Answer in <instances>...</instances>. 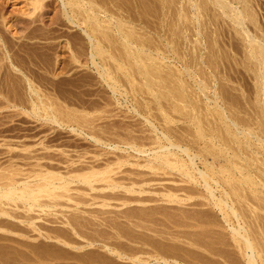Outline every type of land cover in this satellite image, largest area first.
Masks as SVG:
<instances>
[{
  "label": "rangeland",
  "instance_id": "obj_1",
  "mask_svg": "<svg viewBox=\"0 0 264 264\" xmlns=\"http://www.w3.org/2000/svg\"><path fill=\"white\" fill-rule=\"evenodd\" d=\"M32 1V2H31ZM66 1V0H65ZM69 2L71 1V0H68ZM76 1H79V0H74V1H71V3L74 5V10H73V8L71 7V6H69L68 4H69V2H68V6L69 7H71V8H69L68 6H66L67 8L66 9H68L69 11L67 12V11H64L65 9H64V5H63V2H62V0H45V2H44V0H42L41 2L44 4V6H41L39 9H38V11H36L35 13H34V15H33V17L31 16V15H28L27 13H31L32 11H33V0H0V32L2 31V33L0 34V61L2 62V64H1V62H0V73H2V75H0V77H1V79H0V85L1 84H3L2 86H0V89H1V92H0V95H1V93H2V95L0 96V129H2V131L0 132V164L1 165H4V166H6V165H8V164H10L11 162V160H13L11 157L13 156L14 158H16L15 160L17 161H15L17 164H19V166L21 167V168H23L24 170L27 168V169H29L31 166L30 165H28L27 164V162H28V160H22L20 157H22L23 155H27V154H29L28 152L29 151H25L24 150V152H23V147L24 146H26V145H24V144H27V145H32V147H31V149L32 150H36V149H39L42 145H39L38 143H40V141L41 142H46V143H48V145L50 144L51 146H53L52 147V152H51V150H50V152H51V154L52 155H54L56 158H62V159H64V157H67V159H69V158H73L74 156L75 157H77V158H75L74 157V159L75 160H81V159H83V162H84V164L86 163V161H87V163H91L92 161L91 160H93V159H95V160H93L94 162H96V167H98L97 165L99 164H101L100 166L101 167H103V165H102V163L104 164L107 160H115L118 156H117V154L119 153L120 154V156L123 154H127L126 152H122V150H116V149H113V148H111V147H108V146H105V145H101L100 143H97V142H95L92 138H91V136H90V133L92 132V130H96V128L98 127V129L100 128V127H107V126H109L108 128H106L108 131H109V133H107V135H105V136H107V137H109L110 135H112V132H110V129H113L115 132H116V128H118V130L117 131H119V129H120V133L121 132H126L125 131V129H127L126 128V126H128V127H132L131 129H129V130H131V131H135L136 133L135 134H141V136H143V135H146V137L147 136H149V135H151V137H153L155 134H158V135H160V136H162L163 137V131L165 132V131H167V132H165V133H167L168 134V132L169 131H172V132H170L169 133V135L171 136V138H172V140H173V142L175 143H178L179 142V144L181 145H184V146H186L187 147V145H188V147L190 148V150L192 151V149L193 148H195V149H193V151L192 152H197V149H201V151H202V148H203V150H204V148L206 149L207 147H208V140L206 139V138H204L203 140L201 139V135H199V132L197 131V127H196V125H194L193 123H192V119H194L193 117H195V115H196V113L199 111V113L202 111V113H200V114H202V115H199L200 117H201V119H203L204 117H203V115H206V113H207V111H206V108H203V104H201V100L203 101H205V96L203 95V92H200L201 90H199V87L197 86V82L195 81L197 78L196 77H194V79H193V77L190 75V74H187V72H185V70H183L182 72H183V74L181 73V69H183L182 68V66H183V64H185L186 62H187V60L186 59H188V62H190V60H192L191 62H194V63H196V61H197V63H196V65L198 66L197 67V69H196V67L194 68V67H192V68H194V70H196L198 73H199V71L201 72V74H199V78H201L200 76L201 75H203L202 76V78L203 77H205L206 79H204V81L206 82H208L209 81V83H211L210 84V86H215V84H216V86H217V83H221V85H222V83L224 84V85H222V87H221V85H218L217 86V89L219 90L220 89V91H222L225 95H228L229 93H230V96L228 95L227 97L228 98H226V96L225 95H223V97H224V101H227L228 102V104H227V106L230 104V102L231 101H233L234 103H236L235 105H234V103L233 102H231V103H233V109L231 108V105H230V107L229 108H231L232 109V111H234L235 112V106L236 105H239V106H236L237 108L236 109H239V110H236L237 112H238V116H245L246 114H245V112H247L248 110V114L247 115H249L250 117V119L252 118V117H256V120H259L260 118L259 117H257L258 116V114H256V111H261L260 113L262 114V110L260 109L261 107H260V105L259 106H257L258 104H257V100L258 99H256L257 97L260 99V98H262L261 97V93H260V88H259V86H258V78L256 79V77L255 76H257V74H256V72L258 71V66L257 65H253V63L254 64H256L255 63V60H254V58L252 59V55L251 56H249L250 55V51L249 50H252V48L253 49H255L256 47L254 46H252L251 47V43L249 42V38L250 37H252V38H258V39H260V42H262L263 44H264V0H238L237 2H236V0H223L224 2L226 1V3H228V2H230V4H231V6H233V7H235L236 5V7H239L241 10H247V14L249 13V15H250V17H249V15L247 16V18L246 19H248V20H245V22L246 23H244V27H242L241 29H240V26H237V24L234 22V21H232V18H230V17H228V16H226L225 14H223V10L222 9H220L219 7H217V5H216V3L214 2L213 3V1L214 0H132V1H134V2H132L131 0L129 1V0H127V1H125V0H118V2H121L123 5H121V3H118L116 0V2L115 1H113V0H92V1H94V2H92V4H93V6H94V4H95V6H96V4H97V6L99 7L100 5V7L99 8H101V12L100 11H98L99 10V8L98 9H96L97 8V6H96V8H94L95 10H97V12H96V14L98 13V18H100L101 20H102V18H104L105 19V21H106V19H109L110 18V14H111V17H112V13H113V17L112 18H110L111 20H112V22H118V21H121V20H124L125 21V24L127 23V25L129 26H125V28L128 30V31H131L132 32V30L134 31V30H136V31H134V32H137L136 34H137V37L139 38V36H140V38H139V41H140V43H142L143 44V42H145V40H146V43H147V45H146V43H144L143 45V47L145 48V47H147L146 49L149 51V52H151V51H153V53H154V55H152L153 57H154V61H153V63H154V65H155V63H157L155 60L157 59L158 60V58H156V55H157V57H161V56H163V57H161V58H163L162 60L160 59V61L158 62V64H156L158 67L157 68H160V67H162V68H165L166 70H168L167 71V73L170 75L171 73H169V71L170 70H172L171 69V67L170 66H172V68H173V71L174 70H176V73L177 74H179L180 75V77H181V75H182V77L183 78H185V76H186V80L184 81L185 83H186V85L184 84V83H182L183 82V80L182 79H179V75H178V79L176 78L177 77V74H175L173 71H172V75H174V78L173 77H170V76H172V75H170L169 76V80H172V78L174 79V81L175 82H177V81H180V80H182V81H180V83L181 84H184V85H181L179 82H177V83H179L181 86H186V88H183V87H181L182 88V90H183V92L186 90H188L189 88H190V86L191 87H193V89L191 88V93L192 94H194V98H195V96L197 97H199V100H197L198 99V97H197V99L195 98V100L196 101H194V98L192 97V99H191V96H193L190 92H189V90L187 91V92H189V93H185V94H187V96H188V99H189V95H190V101H192V103L193 102H195V103H197L196 105H198V101L200 102L199 103V105L198 106H200L199 108H202L204 111H205V113H203V110L202 109H199L198 108V106H197V108L199 109H192L193 107H192V105L191 104H189V103H191V102H183V101H181V102H183V103H181L180 101V103H179V105H176L177 106V108H176V110H177V112H176V110H173L174 112H172L171 113V115H170V112L172 111V109H174V108H172V107H170L169 105V102L168 101H164L165 99H164V97L162 98V96H161V100H163V101H161V103L162 102H164V103H162V105H160L161 103H159L158 105H155V103L157 102L156 100H154V97H151V96H153L152 94H151V96H150V93H148L147 91V87H145L144 85V78H143V75H141V74H139L138 72H132L131 70H130V72L132 73V74H134L133 75V77L132 78H135L136 76V74L138 73V75H139V77L141 78V79H143V81L141 80V82H143L142 84H144V85H142L141 86V83L139 82V86H137V82L135 83V79L137 78V80H138V77H136L134 80H133V82H134V84L133 83H131V84H129L130 83V81L128 80V79H131V78H127V80H126V78L123 76V74H125L124 72V70H122L123 71V73H119V69L117 68V67H119L118 66V63L121 61H125L126 59L128 60V58H126L125 60H120V59H122V57H120V53L121 52H123L124 54H126L125 52H128V50L127 49H125L124 51H123V47H122V45H120V42H118L117 41V38L118 39H121V37L119 38V36H117L118 34H117V32L115 31V29H116V26H113L112 24V26H111V29H114V30H112L113 32H115V33H113V32H111V29H109L108 30V32L111 34V35H113V36H116V37H114V38H112V42H113V44H112V46L114 47V45H115V47H114V49H112L113 51L114 50H116L118 47L120 48V50H118L119 51V54H118V52H117V50L116 51H114V52H117L115 55L117 56V58H118V61H116L115 63H113V61H115V60H113V61H111L110 63H113V66H114V64H117V67H116V69H115V67H114V69L115 70H117L116 72H117V74H116V76L118 77L119 75L118 74H120V76L122 77L123 76V78L125 79V82H124V85H123V88H121L123 91L125 90V88H126V86H125V84L127 85V90H125L126 91V94L124 95V96H122L121 94V96L119 95V93H116V94H114L113 93V91H111L108 87H107V85H106V83L105 82H103V84H104V88H106L105 90L103 89V87H102V85L103 84H101L102 83V79H100L99 78V76H98V72L96 71V69H95V67H91V69H89V67L87 68V66H84V63H86L87 62V58H85L86 59V61H85V59H82L81 61H83V62H81L79 65L77 64V63H75V62H72L71 63V60H72V58H70V56L72 57V54H73V52H72V50H77V49H84V51H86L87 50V47H85V46H87L86 45V42H87V37H85L84 36V34L85 33H83L84 31L83 30H81V27H79V26H74V24L73 23H71V22H69L68 21V14H70L69 16H71V17H73L75 14H77V13H82L83 15H85L86 16V14L88 13V12H83V9H85V11L88 9V7H91L92 8V5H90V3H89V5H88V3H86L87 1L85 0H83L84 1V3H86V4H83V1H82V3L81 4H79L78 5V3H76ZM101 1H103V2H101ZM106 1H108V2H106ZM141 1V2H140ZM193 1H194V3H193ZM47 2H49V3H47ZM51 2V3H50ZM75 2V3H74ZM97 2H99V4L97 3ZM112 2H114V3H112ZM124 2H125V4H124ZM137 2V3H136ZM139 2V3H138ZM195 2H196V7H194V8H192L191 7V5L192 6H194V4H195ZM66 3H67V1H66ZM70 3V4H71ZM102 3H105V4H102ZM106 3H107V5H106ZM113 4V6H112V4ZM118 3V4H117ZM130 3H132V4H130ZM143 3V4H142ZM192 3V4H191ZM71 4V5H72ZM77 4V5H76ZM127 4H129V6L127 5ZM198 4V5H197ZM200 4V5H199ZM234 4V5H233ZM46 5V6H45ZM72 5V6H73ZM80 5H83V6H80ZM84 5L86 6V7H84ZM117 5V6H116ZM120 5H121V7H120ZM138 5V6H137ZM141 5H143L142 7H141ZM76 6H79L80 7V9H82V11L81 10H79V8H76ZM88 6V7H87ZM103 6V7H102ZM105 6H107V7H105ZM110 6V7H109ZM112 6V7H111ZM135 6V7H134ZM198 6V7H197ZM246 6V7H245ZM43 7V8H42ZM82 7V8H81ZM105 7V8H104ZM120 7V8H119ZM125 7V8H124ZM129 9H128V8ZM138 7V8H137ZM235 7V8H236ZM44 9L43 11L42 10H40V9ZM109 8V9H108ZM119 8V9H118ZM122 8V9H121ZM127 8V9H126ZM135 8V9H134ZM141 8V9H140ZM142 8H144L143 10H142ZM243 8V9H242ZM246 8V9H245ZM72 9V11H70ZM76 9H78V10H76ZM111 9V10H110ZM114 9V10H113ZM116 9V10H115ZM121 9V10H120ZM41 12H40V11ZM62 10H63V13H62ZM108 10V11H107ZM113 10V11H112ZM126 10V11H125ZM131 10V11H130ZM133 10V11H132ZM138 12H137V11ZM142 10V13L140 12ZM195 10V11H194ZM74 11H75V13H74ZM79 11V12H78ZM81 11V12H80ZM104 11H107V12H105L104 13ZM144 11V12H143ZM26 12V13H25ZM61 13V14H59V17L60 18H63L62 20L57 16L56 18H53V17H55L56 15H58V13ZM65 12H67L66 14H65ZM71 12H72V14H74V15H72L71 14ZM77 12V13H76ZM91 12V11H90ZM110 12V13H109ZM115 12V13H114ZM116 12H120L119 14L117 13L116 14ZM131 12V13H130ZM135 12H136V14H135ZM38 13H39V15H38ZM57 13V14H56ZM101 13V14H100ZM139 13H141V14H139ZM144 13V14H143ZM105 14V15H104ZM128 14V15H127ZM132 14V15H131ZM196 14V15H195ZM40 15H41V17L43 18H41L40 17ZM62 15V16H61ZM64 15V16H63ZM67 17H66V16ZM79 15V14H78ZM78 15H76V18H77V16ZM81 16L82 18H84L85 16ZM88 15H89V13L87 14V16L85 17V18H87L88 17ZM123 15V16H122ZM138 17H136V16ZM185 15H186V17H185ZM194 15V16H193ZM215 15H216V17H215ZM218 15V16H217ZM251 15L253 16V18H255V20H253V18L251 17ZM254 15H255V17H254ZM80 16H78V19H76L75 18V20H83ZM101 16H103L102 18H101ZM105 16H107V17H105ZM119 16H121V17H119ZM143 16V18H141ZM196 16H197V18L199 17V21L198 20H196L197 18H196ZM5 17H7V19L5 18ZM38 17V18H37ZM39 17H40V19H39ZM75 17V16H74ZM132 17V18H131ZM30 18V19H29ZM34 18L36 19L37 18V20H34ZM59 18V19H58ZM115 18L117 19V20H115ZM122 18V19H121ZM124 18V19H123ZM141 18V19H140ZM190 18V19H189ZM192 18V19H191ZM196 18V19H195ZM250 18H252L251 20H249ZM31 19H33L32 20V22H28L27 20H31ZM39 19V20H38ZM54 19H56V20H54ZM120 19V20H119ZM144 19V20H143ZM5 20V21H4ZM7 20V21H6ZM41 20V21H40ZM60 20V21H59ZM137 20V21H136ZM141 20V21H140ZM143 20V21H142ZM3 21V22H2ZM56 21V22H55ZM62 21H63V23H64V21H65V23L63 24L62 23ZM103 22H104V20H102ZM123 21V22H124ZM181 21V22H180ZM184 21V22H183ZM198 21V22H197ZM249 21V22H248ZM254 21V22H253ZM6 22V23H5ZM26 22H28L27 24H26ZM37 22V23H36ZM61 22V23H60ZM130 22H132V23H130ZM170 22H171V24H170ZM250 22H253V23H250ZM2 23V24H1ZM5 23V24H4ZM32 23H33V25H32ZM35 23V24H34ZM57 23V24H56ZM175 23L177 24V26L175 25ZM180 23H181V25H180ZM186 23V24H185ZM10 24V25H9ZM43 26H46V27H39V26H41V25ZM55 24V25H54ZM63 24V25H62ZM96 23H94V26H91V25H86V24H83V26H84V28H86L87 27V29H92V27H95L96 25H95ZM103 24H105V23H103ZM134 26H132V25ZM23 25V26H22ZM27 25H28V27H27ZM32 25V26H31ZM36 25V26H35ZM51 25V26H50ZM86 25V26H85ZM92 25H93V23H92ZM107 25H109V27H110V24L109 23H107V24H105V25H103V26H107ZM143 26V28H142V26ZM158 25V26H157ZM170 25V26H169ZM30 26L32 27V29L33 28H35L34 30H31L30 29ZM74 26V27H73ZM82 26V27H83ZM91 26V27H90ZM152 26V27H151ZM156 26H157V28H156ZM166 26V27H165ZM171 26H173V28H171ZM186 26V27H185ZM7 27V28H6ZM14 27V28H13ZM24 27V28H23ZM41 29V32H40V30H38L39 28ZM50 27H51V29H50ZM98 26H96V28H97ZM132 29H131V28ZM153 28V29H151V28ZM160 27V28H159ZM162 27V28H161ZM179 27H180V29H179ZM9 28V29H8ZM99 28V27H98ZM124 28V31H126V29ZM138 28V29H137ZM140 28V29H139ZM170 28V29H169ZM181 28H183L182 30H181ZM188 28V29H187ZM243 28H245V29H243ZM16 29V30H15ZM27 29H29V30H27ZM37 29V30H36ZM44 29V30H43ZM90 29V32L93 30H91ZM158 31H157V30ZM186 29V30H185ZM243 29V30H242ZM246 29H248V32H250V34L251 35H249V33L247 32V30ZM8 30L10 31V30H12V31H10V32H8ZM15 30V31H14ZM51 30L53 31V32H51ZM99 30V29H98ZM102 30V29H101ZM104 30V29H103ZM106 30V29H105ZM104 30V31H105ZM140 30L143 34H141L140 33V31L138 32V31ZM184 30V31H183ZM240 32H239V31ZM246 30V32H244ZM30 31V33H28ZM42 31H44V32H42ZM49 32V33H47V32ZM79 31V33L81 34V33H83V34H81V35H83V37H85V38H83V37H81V35L79 34V33H77ZM83 31V32H82ZM97 31V30H96ZM107 31V30H106ZM127 31V32H128ZM173 31H176V32H173ZM180 31V32H179ZM181 31H183V32H181ZM39 33V34H36L35 35V33ZM61 32H65L64 34L62 33V35H60L61 34ZM98 32V31H97ZM97 32H95V34L97 33ZM133 32V33H134ZM156 32V33H155ZM171 32V33H170ZM177 32H178V34H177ZM185 32H187V33H185ZM196 32V33H195ZM10 33V34H9ZM27 33V34H26ZM32 33V34H31ZM54 33V34H53ZM60 33V34H59ZM66 33H68V34H66ZM76 33L77 34H79L78 36H79V38H78V36L76 35ZM92 33H93V31H92ZM158 33V34H157ZM175 33V34H174ZM181 33H182V35H181ZM246 33H248L247 35H249L248 37H247V35H246ZM5 34L7 35V36H5ZM14 34V35H13ZM31 36H30V35ZM47 34H49V35H47ZM53 34V35H52ZM66 34V36H64ZM71 34H73L72 36H73V38L70 36ZM115 34V35H114ZM117 34V35H116ZM135 34V35H136ZM173 34H174V36H173ZM176 34H177V39H175L176 38ZM181 36H180V35ZM186 34V35H185ZM15 35H16V37H15ZM24 35V36H23ZM29 35V36H28ZM32 35H34V36H32ZM50 35H52V36H50ZM57 35V36H56ZM59 35V36H58ZM97 36H99L98 38H100V37H102L101 35L102 34H100V32H98L97 34H96ZM142 35V36H141ZM189 35V36H188ZM253 35V36H252ZM255 35V36H254ZM5 38H4V37ZM10 38H9V37ZM12 36V37H11ZM37 36H38V38H37ZM43 36V38H41ZM49 36V37H48ZM55 36V37H54ZM68 36V37H67ZM144 36V37H143ZM145 36H147V37H145ZM187 36H188V38H187ZM34 37V38H33ZM45 37H46V39H45ZM51 37V38H50ZM57 37V38H56ZM59 37V38H58ZM65 37V38H64ZM70 37V38H69ZM76 37V39H74ZM151 37H153V38H151ZM2 38V39H1ZM8 38V39H7ZM27 38V39H26ZM31 38V39H30ZM33 38V39H32ZM85 39V41H83V39ZM116 38V39H115ZM135 38H136V36H135ZM138 38H136V39H138ZM150 40H148V39ZM4 39V40H3ZM13 39V41H10V40H12ZM29 39V40H28ZM55 39V40H54ZM59 39V40H58ZM65 39V40H64ZM66 39H68V40H66ZM71 39H73V40H71ZM114 39H115V42H114ZM143 39V40H142ZM154 39V40H153ZM175 39V40H174ZM180 39V40H179ZM258 39L256 40V41H258ZM7 40V41H6ZM49 41V43H48V41ZM56 40L58 41V43L59 44H57V42H56ZM77 42H76V41ZM80 40L82 41V42H80ZM142 40V41H141ZM153 40V41H152ZM165 40V41H164ZM168 40V41H167ZM172 41V45H171V42L170 41ZM174 40V41H173ZM183 42H182V41ZM185 40H187V42L185 41ZM188 40H190V41H188ZM2 41H6V43L4 44ZM14 41H16V42H14ZM21 41V42H20ZM26 43H25V42ZM54 41V42H53ZM60 41V42H59ZM66 41V42H65ZM69 41H70V43H69ZM72 41V42H71ZM73 41H75V42H73ZM117 41V42H116ZM120 41V40H119ZM149 41V42H148ZM3 44H2V43ZM29 44H28V43ZM42 43V45H41V43ZM78 42L80 43L79 45H78ZM157 42V43H156ZM167 42L168 43H170V45L169 44H167ZM175 42V43H174ZM176 42H180V44H178V43H176ZM12 43H13V45H12ZM23 43V44H22ZM45 43H47V44H45ZM62 43H64V44H62ZM72 43H74V44H72ZM76 43V44H75ZM103 43H104V40H103ZM107 43H109V42H105L104 44H107ZM115 43V44H114ZM138 43V42H137ZM151 43V44H150ZM161 43V44H160ZM164 43V44H163ZM187 43V44H186ZM204 43V44H203ZM10 44V45H9ZM20 44V45H19ZM53 44V45H52ZM54 44H56V45H54ZM60 44H61V46H60ZM70 44V45H69ZM109 44H111V43H109ZM109 44H107V46L109 45ZM122 44V43H121ZM148 44H150V47L148 46ZM152 44H154V45H152ZM175 44H177V45H179V46H177V45H175ZM183 44V45H182ZM187 46H186V45ZM3 45V46H2ZM5 45H7V47H8V49L6 48V46ZM22 45V46H21ZM29 45V46H28ZM73 45H74V47H73ZM76 45V46H75ZM85 45V46H84ZM89 45V44H88ZM120 45V46H119ZM135 45H137L136 43H135ZM134 45V46H135ZM169 45V46H168ZM10 46L12 47V48H10ZM21 46V47H20ZM25 48H24V47ZM28 46V47H27ZM40 46V47H39ZM47 46V47H46ZM49 46H50V48H49ZM63 46V47H62ZM65 46V47H64ZM67 46H72L71 47V49H69V47H67ZM133 46V47H134ZM152 46V47H151ZM156 46H158V47H160L159 49H156V51H155V49L154 48H157ZM167 46H168V48H167ZM172 46H175V47H177V48H174V47H172ZM250 46V47H249ZM14 47V48H13ZM16 47V48H15ZM18 47V48H17ZM19 47L21 48L20 50H19ZM27 47V48H26ZM45 49H44V48ZM52 47V48H51ZM78 47V48H77ZM81 47V48H80ZM85 47V48H84ZM112 47V48H113ZM174 48V49H169V48ZM200 48V49H198V48ZM5 48V49H4ZM30 48V49H29ZM32 48V49H31ZM36 48H38V50H36ZM43 48V50H41ZM63 48H65V49H68L67 51H65V49H63ZM116 48V49H115ZM118 48V49H119ZM135 48V47H134ZM149 48V49H148ZM162 48V49H161ZM187 48V49H186ZM196 48L198 49V50H196ZM203 48V49H202ZM250 48V49H249ZM22 49H23V51H22ZM28 49H29V51H28ZM49 49V51L51 52H48L47 50ZM53 49H55L54 50V52H57V54L59 55V54H62L63 56H61V58H60V55L58 56L57 55V57H58V59H57V57H56V59H55V56H56V53H54V52H52L53 51ZM59 49H61V50H59ZM150 49H151V51H150ZM170 50V51H167V50ZM180 50L179 51V53L177 52V50ZM189 49V50H188ZM192 49H194V50H192ZM4 50V51H3ZM14 50H16L17 52H15ZM27 51V52H24V51ZM45 50V52L44 53H50L51 55H53L52 53H54V56L53 57H51V59L50 60H48V58H46V57H42V56H44L41 52L42 51H44ZM64 50V51H63ZM71 50V53L69 52ZM130 50V49H129ZM159 50V51H158ZM171 50H172V52H171ZM184 50V51H183ZM203 50V51H202ZM11 51V52H10ZM33 51L36 53V51H38V53H33ZM131 51V50H130ZM178 53V54H180V55H176V53ZM183 51V52H182ZM191 51H192V53H191ZM196 51V52H195ZM202 51V52H201ZM255 52L257 51V52H259L257 49L256 50H254ZM3 52V53H2ZM7 52H9V53H7ZM61 52V53H60ZM157 52H159V53H157ZM164 52V53H163ZM171 52V53H170ZM183 53V55H181L182 53ZM186 52V53H185ZM248 52H249V54H248ZM13 53H14V55H13ZM19 55H18V54ZM21 53V54H20ZM23 53V54H22ZM28 53V54H27ZM32 53V54H31ZM39 53H40V56H41V58H38V56L37 55H39ZM46 53V55L48 56L49 54H47ZM68 53V54H67ZM71 55H70V54ZM152 53V52H151ZM157 53V54H156ZM167 53V54H166ZM174 53V54H173ZM192 55V59L190 58L191 56L189 55ZM193 53L194 54H196L195 55V57H194V55H193ZM198 53V54H197ZM208 53V54H207ZM6 54V55H5ZM17 56H16V55ZM30 54V55H29ZM65 54V55H64ZM161 54V55H160ZM164 54H165V56H164ZM169 54V55H168ZM201 54V55H200ZM210 54V55H209ZM256 54V53H255ZM11 55V56H10ZM24 55H25V57H24ZM29 55V56H28ZM68 57H67V56ZM119 55V56H118ZM160 55V56H159ZM189 55V56H188ZM200 55V56H199ZM4 56V57H3ZM23 56V57H22ZM26 56H28V57H26ZM39 56V57H40ZM50 56V55H49ZM48 56V57H49ZM65 56V57H64ZM170 56V57H169ZM177 56L179 57L180 56V58H181V56L182 57H184V59L186 60H184V59H182V60H184V61H182L183 63L181 64L180 62V58H177ZM198 56V57H197ZM210 56V57H209ZM247 56V57H246ZM13 57V58H12ZM35 57V58H34ZM165 57L167 58V59H165ZM174 59H173V58ZM199 57H204L203 59L202 58H200L199 59ZM209 57V58H208ZM211 57H212V59L213 60H211ZM248 57H249V59H248ZM5 58V59H4ZM9 58V59H8ZM21 58V59H20ZM22 58H24V59H22ZM26 58H29L30 60H32V62L29 60V59H26ZM34 60H33V59ZM37 58V59H36ZM42 58H46V60H48V61H46V62H43V59ZM50 58V57H49ZM64 58L66 59V60H64ZM68 58V59H67ZM82 58H84V56L82 57ZM171 58V59H170ZM189 58H190V60H189ZM247 58V59H246ZM4 59V60H3ZM35 59L37 60V62L35 61ZM41 59H42V62H41ZM56 61H55V60ZM59 59H61V60H59ZM66 62H64L63 60ZM101 59V58H100ZM165 59V60H164ZM176 59V60H175ZM199 60V64H198V60ZM12 60V61H11ZM16 60V61H15ZM24 60V61H23ZM52 60V63H53V60H54V63H53V65L55 66V68L56 69H58L60 66H62V67H65L66 69H64V68H61L60 67V69H58V71L54 68H52L50 65H49V62ZM67 60L68 61H70V63H69V65L71 64V68L69 67V65L67 64L68 62H67ZM126 60V61H127ZM132 60V59H131ZM201 60L203 61V60H205V61H203V62H205V63H203V62H201ZM254 60V61H253ZM3 61H5V62H3ZM18 61V62H17ZM35 61V62H34ZM39 61H40V63H39ZM59 61V62H58ZM101 61V60H100ZM151 61V60H150ZM152 61L151 62H149L148 61V64L149 63H152ZM162 61V62H161ZM165 61V62H164ZM250 61H252V62H250ZM12 62H14V64H12ZM21 64H20V63ZM28 62V63H27ZM56 62H58L57 64H56ZM63 62H64V65H63ZM128 62H130V63H132V64H134L135 66H136V61H134V60H132V62L131 61H129L128 60ZM135 62V63H134ZM165 63V64H162V63ZM166 62H167V66H166ZM178 62V63H177ZM209 62V63H208ZM213 64H212V63ZM9 63H11V64H9ZM35 63V64H34ZM41 63H43V64H41ZM75 65H74V64ZM130 63H128V64H130ZM200 63H203V64H200ZM210 63L212 64L211 66H210ZM28 64H30V66L28 65ZM62 64V65H61ZM65 64H67L66 66H65ZM73 64V65H72ZM82 64H83V66H82ZM131 64V65H132ZM161 64H162V66H161ZM168 64H170V65H168ZM172 64V65H171ZM191 64H193V63H191ZM209 66H208V65ZM8 65V67L6 68V66ZM12 65V66H11ZM14 65H17L18 67H19V65H21L23 68H24V66L23 65H28V66H26V69H28L29 67V76H30V78H34V80H32V81H36L35 82V85L37 86L38 84V88L40 89V87H42V90L43 89H45L44 91H41V94H42V97H44V95L47 93L49 96H47V98H46V95H45V99H44V101H45V103L46 104H49V105H52L53 103H55V101L57 100L56 99V96H57V98H58V100H57V102H56V104H53L54 106L52 107V108H50V109H47V110H50V111H52V110H54L55 108L58 110V112H60V111H62V108L64 109V106H65V110L68 108V106L70 107V108H75V109H77L78 110V107L81 105L82 106V108L83 109H87L86 107H89L87 110H92V108H90V107H92V105H90V104H93V103H89L88 104V102L90 101L91 102V100H92V102H93V100L95 101L98 97H99V101H100V103L96 100L94 103H99V105H98V107H97V104H96V108H95V104H93V110L91 111V112H94L95 110V114L97 115H95L94 113H90L91 115V118L90 119H92V115L94 114V123L95 124H97L96 126L97 127H95L94 129L93 128H90V127H87V129H88V131L90 132V133H88L87 131L85 132H82V133H80L79 131H72L70 128H66V127H60L58 124H55V123H51V122H48V121H45L43 118H40L39 117V115H35V116H29V117H27L26 116V114H21V111H23L22 110V106H21V108H20V106L18 107V109L16 108V107H10V108H8L7 106L5 107V104H3V103H1V102H3V101H1V98H3L2 96H3V93L4 94H6V93H10L11 95H14V93H15V91H16V93L15 94H18V91L20 92L19 93V95L21 94V91H22V93H23V90H24V87H20L19 85V82L21 81V79H22V77H21V75L20 74H22V73H20V71L18 72V70H16V67L14 66ZM37 65V66H36ZM48 65L50 66V67H48ZM151 66L153 65V64H150ZM155 65V66H156ZM159 65H160V67H159ZM163 65H165V67H163ZM176 65V66H175ZM181 65V66H180ZM194 65V64H193ZM202 65V66H201ZM215 65V66H214ZM46 66H47V68H46ZM53 66V67H54ZM113 66H112V68H113ZM169 66V67H168ZM185 66H186V64H185ZM195 66V65H194ZM214 66V67H213ZM255 66V67H254ZM11 67V68H10ZM13 67V68H12ZM42 67V68H41ZM68 67V68H67ZM86 67V68H85ZM132 67V66H131ZM134 67V66H133ZM154 67V66H153ZM174 67H176V68H174ZM178 67V68H177ZM199 67H205V69L204 68H202V71L199 69ZM209 67V68H208ZM217 67V68H216ZM5 68V70H3ZM32 68V69H31ZM47 70H46V69ZM52 68V69H51ZM72 68H73V70H72ZM75 68V69H74ZM81 70H80V69ZM85 68V69H84ZM168 68V69H167ZM212 68V69H211ZM253 68H254V70H253ZM7 69H9V71H7ZM16 70V71H14V70ZM30 69H31V71H30ZM50 69V70H49ZM83 69V70H82ZM93 69L95 70L94 72H93ZM132 69V68H131ZM134 69H136V67H134L133 68V70ZM177 69H178V71H177ZM216 69V70H215ZM218 69V70H217ZM2 70V71H1ZM40 70V71H39ZM43 70H45V71H47V73H49V74H46V76L47 77H45V74H44V76L42 75L43 73H46V72H43ZM54 70V71H53ZM86 70H90V72L88 71H86ZM159 70H162V69H159ZM166 70H164V73L162 72V74H163V76H164V74L166 73ZM204 70H206V72L204 71ZM209 70V71H208ZM212 70H214V71H212ZM5 71V72H4ZM6 71H7V73H6ZM10 71H12V72H10ZM32 71H34V72H32ZM82 71V72H81ZM84 71V72H83ZM86 71V72H85ZM122 71H120V72H122ZM140 71V70H139ZM211 71V72H210ZM222 71V72H221ZM14 72V73H13ZM16 72V73H15ZM32 72V73H31ZM39 72V73H38ZM40 72H43V73H41L40 74ZM51 72V73H50ZM53 72V73H52ZM56 72L58 73V75H56ZM171 72V71H170ZM208 73V76L206 77V74L205 73ZM218 72V73H217ZM6 73V74H5ZM13 73V75H11ZM19 73V74H18ZM55 73V74H54ZM73 73H75V74H73ZM78 75H77V74ZM82 73V74H81ZM89 73V74H88ZM95 73H97V74H95ZM174 73V74H173ZM185 73V74H184ZM205 75H204V74ZM213 73V74H212ZM218 75H216V74ZM255 73V74H254ZM4 74V75H3ZM18 74V75H17ZM31 74V75H30ZM38 74H40L41 76H42V78H41V76L39 77L38 76ZM51 74H52V76H51ZM63 76H62V75ZM72 74V75H71ZM84 74V75H83ZM92 74V75H91ZM95 74V75H94ZM122 74V75H121ZM187 74V75H186ZM210 74H212V76H210ZM221 74V75H220ZM7 77H6V76ZM11 75V76H10ZM20 75V77H21V79H19L17 76H19ZM33 75H35L34 77H32ZM64 75H65V77H66V79L64 78ZM71 75V76H70ZM81 75H83L82 76V80L80 79L81 78ZM89 75V76H88ZM98 76V78H96L97 76ZM175 75H176V77H175ZM189 75V76H188ZM215 75L218 77H215ZM255 75V76H254ZM12 76H14V77H12ZM23 76V75H22ZM38 76V77H37ZM48 76L50 77V78H48ZM63 77V78H61V77ZM90 76H93V77H90ZM94 76H96V77H94ZM188 76V77H187ZM191 76V78L189 79V77ZM198 76V75H197ZM215 77V79L214 80H212L213 78L212 77ZM220 76V77H219ZM47 78V79H45V78ZM52 77H54V79L52 78ZM57 77H58V79H57ZM60 77V78H59ZM87 77V78H86ZM121 77H118L120 80H121ZM166 77H168V75L166 74ZM209 77H210V80H207V78L209 79ZM7 78V79H6ZM9 78V79H8ZM20 80H18V79ZM39 78L42 80V79H44L45 80V82L46 81H48V82H52V83H47V85H46V83H43L44 82V80H42V82L40 81H38L39 80ZM70 78V79H69ZM72 78V79H71ZM74 78H76V79H74ZM78 78V79H77ZM90 78V79H89ZM92 78V79H91ZM95 78L97 79V80H95ZM171 78V79H170ZM176 78V79H175ZM219 78H221V79H219ZM36 79V80H35ZM55 79H57V82H58V84H57V82H56V86L54 85V82L56 81ZM63 79H65L64 81H63ZM84 79V80H83ZM90 80V81H88V80ZM124 79H122V80H124ZM219 79V80H218ZM9 81L8 83H9V85H8V83L7 82H4V81ZM13 80H15V81H13ZM98 80H100V81H98ZM102 80V81H101ZM169 80H168V82L167 83H169ZM212 80V81H211ZM215 80H217L216 82H215ZM1 81H3L2 83H1ZM69 81V82H68ZM80 83H79V82ZM96 81V82H95ZM97 81H98V83L99 82H101V83H99L98 85H97ZM131 81H132V79H131ZM173 81V80H172ZM219 81V82H218ZM17 82H18V84H17ZM23 81H21L20 83H22ZM34 82H33V84H34ZM39 82V83H38ZM59 82H61V84L59 83ZM66 82H68V84L66 83ZM75 82V83H74ZM84 82V83H83ZM86 82V83H85ZM42 83V85H40ZM69 83H71L70 85H69ZM77 83V84H76ZM79 83V84H78ZM87 83H89L88 85H87ZM98 86H96L95 84ZM128 83V84H127ZM187 83H189L188 84V86H187ZM257 83V84H256ZM16 84V85H15ZM22 84H24V82L22 83ZM43 84H45V87L47 86V87H49V88H44V85ZM50 86H49V85ZM52 84L55 86V87H57V88H53L54 86H52ZM63 84V85H62ZM66 84H67V86H66ZM72 84H73V86H72ZM76 84V85H75ZM84 84V85H83ZM123 84V83H122ZM171 84H172V82H171ZM170 83H169V85H171ZM173 84H174V82H173ZM172 84V85H173ZM177 85V86H180V85ZM256 84V85H255ZM81 85V86H80ZM101 85V86H100ZM105 85H106V87H105ZM128 85H132V89L131 88H129V87H131V86H128ZM133 85H136L137 86V88L138 89H136V87H134ZM171 85V86H172ZM190 85V86H189ZM10 86V87H9ZM17 86H19V87H17ZM23 86V85H22ZM65 86V87H64ZM74 87V88H72V87ZM85 86V87H84ZM125 86V87H124ZM170 86V87H171ZM174 86H175V88L177 87L176 85H173V87H172V89H174ZM223 86H224V88H223ZM4 87V88H3ZM8 87V88H7ZM11 87H13V89L11 88ZM15 87V88H14ZM61 87V88H60ZM99 90H97L96 88ZM134 87V88H133ZM139 87H144L145 89H146V91L145 92H142V91H144L143 89L144 88H141L142 90H141V93L143 94V93H148V94H143L144 96H142V94H141V96L139 97V95H140V88ZM158 87V86H157ZM155 87L157 90L160 88V87ZM194 87H195V90H194ZM197 87H198V89H197ZM226 87H228V88H226ZM19 88V89H18ZM67 88V89H66ZM68 88H69V90H68ZM100 88H102V89H100ZM131 89L130 90V92H136V91H134V90H139L138 92H136L137 94H135L134 93V95H132L133 93H131L130 94V92L128 91L129 89ZM181 88H180V90H181ZM223 90H222V89ZM233 88V89H232ZM258 88V89H257ZM17 89H18V91H17ZM58 89H61V90H59V91H57ZM62 89H63V91H62ZM65 89V90H64ZM72 89H74V90H72ZM92 89H94V91L92 90ZM162 89V88H161ZM161 89H159V91L158 92H160V90ZM169 89V88H168ZM167 88H163V90L161 91V92H163L164 90V92H168L167 90H168ZM227 89H229V91L227 90ZM8 90H10V91H8ZM49 90V91H48ZM54 90V91H53ZM70 90H72V92L70 91ZM175 90V89H174ZM177 90V89H176ZM175 90V91H176ZM179 90V89H178ZM181 90V91H182ZM195 92H194V91ZM228 91V92H226V91ZM6 93H5V92ZM47 91V92H46ZM65 91V92H64ZM70 91V92H69ZM212 90L210 89V90H208V91H206V94H207V92H208V95H210V96H212L213 95V93L211 92ZM225 91V92H224ZM68 92V93H67ZM84 92V93H83ZM95 92V93H94ZM105 92V93H104ZM106 92H108V93H106ZM111 92V93H110ZM128 92H129V94H128ZM150 92V91H149ZM153 91H151V93H152ZM160 92V93H161ZM164 92H163V94H161V95H163V96H167L166 95V93H165V95H164ZM177 92V91H176ZM194 92V93H193ZM199 92V93H198ZM209 92H210V94H209ZM221 92V93H222ZM256 92V93H255ZM43 93H45L44 95H43ZM51 93V94H50ZM57 93H59V94H57ZM61 93V94H60ZM64 93V94H63ZM87 93V94H86ZM92 93V94H91ZM107 96V95H112L111 97L109 96H105L104 94ZM260 93V94H259ZM102 94V95H101ZM114 94V95H113ZM168 94H170V92L168 93ZM189 94V95H188ZM202 94V95H201ZM233 94V95H232ZM247 96H246V95ZM257 94V95H256ZM24 96L26 95V94H23ZM59 95H61V96H59ZM79 95H84V96H79ZM117 97H116V96ZM136 95V96H135ZM148 95V96H147ZM258 95H260V96H258ZM52 97V99H51V97ZM70 97V99H69V97ZM79 98H78V97ZM102 96V97H101ZM138 96V97H137ZM149 96L151 97V98H149ZM201 96V97H200ZM204 96V97H203ZM238 96V97H237ZM55 97V99H53ZM67 97H68V99H67ZM96 97V98H95ZM107 98V100L106 99H104V98ZM116 97V98H115ZM124 97H125V99H124ZM131 97V98H130ZM134 97V98H133ZM146 97V98H145ZM231 97V98H230ZM232 97H233V99H232ZM234 97H237L238 99H235ZM242 97V98H241ZM247 97V98H246ZM255 97V98H254ZM264 97V96H263ZM60 98V99H59ZM71 98H72V100H71ZM76 98H78L79 100H77ZM95 98V99H94ZM108 98H109V100H111V101H109L108 100ZM118 98V99H117ZM121 98V99H120ZM141 98V99H140ZM166 98H168V96L166 97ZM248 98H249V102H248ZM63 99V100H62ZM68 102H71V101H73V102H75V104L74 103H67L65 100ZM80 99H81V101H82V103H84L85 101H86V103H84L83 105L80 103L81 101H80ZM83 99V100H82ZM89 99V100H88ZM91 99V100H90ZM119 99H120V102H118L119 101ZM136 99H140V100H138L139 102H141L142 101V103H139L138 101H136ZM147 99V100H146ZM153 100V101H155V102H152L151 100ZM227 99H229V100H227ZM234 99L236 100V101H234ZM240 99V100H239ZM247 99V100H246ZM55 100V101H54ZM60 100H61V102H60ZM106 100V101H105ZM114 100V101H113ZM116 100H117V102H116ZM167 100V99H166ZM169 100V99H168ZM170 100H171V98H170ZM174 100V99H173ZM240 102H239V101ZM244 100V101H243ZM58 101H59V104L61 105V104H63V103H65L66 102V104L68 105V106H66V104H63V105H61V110H60V105L58 104ZM79 101V102H78ZM84 101V102H83ZM106 103H105V102ZM107 101H109L108 103H113L112 104V106L110 105V104H108L107 103ZM127 101H129V102H127ZM131 101V102H130ZM146 102V105H144V106H147V104H148V107L150 106V108H152V109H148V107L146 108V107H143V104H145V102ZM150 101L152 102V103H150ZM175 101V100H174ZM204 101L202 102V103H204ZM230 101V102H229ZM242 101V102H241ZM48 102V103H47ZM52 103V104H50V103ZM122 102V103H121ZM135 102H138V104L140 105V104H142V105H138L137 103H135ZM148 102V103H147ZM168 102V103H167ZM176 103H177V100L175 101ZM226 102V103H227ZM256 102V103H255ZM117 103V104H116ZM119 103H121V104H123V105H120ZM130 103H131V105H130ZM133 103V104H132ZM177 103V104H178ZM184 103H186V104H184ZM189 104V106H188V104ZM241 103H243L242 105H241ZM249 103V104H248ZM254 103V104H253ZM58 104V105H57ZM72 104H73V107H71L72 106ZM78 104H80V105H78ZM88 104V105H87ZM105 104V105H104ZM107 104V105H106ZM118 104H119V106H118ZM136 104V105H135ZM157 104V103H156ZM167 104V105H166ZM169 104V105H168ZM182 104H184L185 106L187 105L190 109H191V111H195V110H197V112L195 113V112H192V115L191 114H189L188 112H189V108H187V106H186V108H184L183 107V105ZM194 104V103H193ZM248 104V105H247ZM256 104V105H255ZM59 106L58 108H57V106ZM86 105V106H85ZM90 105V106H89ZM108 105H110V106H108ZM153 105H155V107L153 106ZM165 106V107H163L165 110H166V112H168L169 114V116H167L166 117V113H164L165 112V110H163L162 108V110L163 111H161L160 110V108H159V110L158 109H156V107L158 108V107H160V106ZM180 105H182V106H180ZM56 106V107H55ZM81 106L79 107V110H81L82 108H81ZM85 108H84V107ZM107 106V107H106ZM123 106V107H122ZM136 106V110H133V108ZM155 108H153V107ZM167 106H169V108L167 107ZM178 106H180V107H178ZM246 107V106H248V107H244V108H242V107ZM100 107H102V108H100ZM138 107H140V108H138ZM184 108L183 110H182V108ZM205 107V106H204ZM244 110V113L243 112H241V108ZM255 107V108H254ZM256 107L259 109V110H257L256 109ZM260 107V108H259ZM8 108V109H7ZM16 108V110H14ZM54 108V109H53ZM73 108V109H74ZM99 108H100V110L102 111H100L99 110ZM103 108H106V109H103ZM129 108V109H128ZM144 108V109H143ZM148 110H146V109ZM172 108V109H171ZM181 108V112H180V110H178V109H180ZM248 108V109H247ZM252 108H254V110L252 111ZM21 111H20V110ZM55 109V110H56ZM82 109V110H83ZM131 109V110H130ZM138 109V110H137ZM140 109H141V111H140ZM168 109L169 110H171L170 112L168 111ZM187 109V110H186ZM230 109V110H231ZM241 109V110H240ZM247 109V111H245ZM89 110V111H90ZM97 110H99V112L97 111ZM146 110V113L145 112H143V111H145ZM152 110V111H151ZM242 110V111H243ZM42 111V110H41ZM41 111H40V113H41ZM104 111V112H103ZM151 111V112H150ZM182 111H183V114H182ZM191 111H190V113H191ZM228 111H229V109H228ZM232 111H229V112H232ZM251 111V112H250ZM44 112H45V110H44ZM43 111H42V113H44ZM52 112H55V111H52ZM57 112V111H56ZM88 112V111H87ZM140 112V113H139ZM148 112V113H147ZM182 114V115H185V116H182L180 113ZM188 113L189 114V116H192V119L190 118H188L189 116H188V114H185V113ZM250 112V113H249ZM98 113L100 114V116H98ZM139 113V115H137ZM258 113V112H257ZM259 113V114H260ZM141 114L142 115H144V117L143 116H141ZM193 114H195L194 116H193ZM232 114H233V112H232ZM252 114V115H251ZM155 115H156V117H155ZM235 115H237V113H235ZM247 115H246V117H245V120H247L248 119V117H247ZM96 116V117H95ZM186 116H188V117H186ZM238 116H236V117H238ZM99 117V118H98ZM153 117V118H152ZM168 117H169V119H168ZM203 117V118H202ZM206 117V116H205ZM241 117H238V119L239 118H241ZM39 118V119H38ZM259 118V119H258ZM10 119H11V121H10ZM166 119H168L167 121H166ZM242 119H244V118H242ZM125 120V122H123ZM172 120V121H171ZM176 120V121H175ZM204 120V119H203ZM205 120H206V118H205ZM261 120V119H260ZM6 121V122H5ZM92 121V120H91ZM116 121V122H115ZM148 121V122H147ZM169 121H171V122H169ZM244 121V120H243ZM48 122V123H47ZM153 122V123H152ZM172 122H173V124H172ZM203 122L204 121H202V125H203ZM261 122V121H260ZM262 122H264V119H262ZM261 122V128H262V126L264 125V123H262ZM6 123V124H5ZM126 123V124H125ZM156 123V124H155ZM169 123V124H168ZM205 123V122H204ZM117 124V125H116ZM121 124V125H120ZM263 124V125H262ZM9 125H13L12 127H9ZM15 125V126H14ZM100 127H99V126ZM101 125H103V126H101ZM115 125H116V127H115ZM120 125V126H119ZM126 125V126H125ZM152 125H156V129H157V131L154 133V132H151L152 130H153V126ZM205 125V128H206V124H204ZM7 127V128H11L10 130H8V129H6L5 127ZM113 127V128H110V127ZM158 126V127H157ZM14 127V128H13ZM120 127H123V128H125V129H123V128H120ZM204 127V126H203ZM4 128H5V132L3 131L4 130ZM110 128V129H109ZM115 128V129H114ZM223 128V127H222ZM15 129V130H14ZM97 129V130H98ZM101 129V128H100ZM140 129H142L141 131H139ZM264 129V128H263ZM7 130V131H6ZM113 130H111V131H113ZM122 130H124V131H122ZM223 130V129H222ZM10 131V132H9ZM224 131H226V130H224ZM95 132V131H94ZM97 132H99V131H97ZM97 132H95V133H97ZM114 132V133H115ZM132 132V133H133ZM139 132V133H138ZM25 133H27V134H25ZM100 133H101V131H100ZM142 133H144V134H142ZM162 133V134H161ZM173 133V134H172ZM261 133H262V135L264 136V132L263 131H261ZM6 134V135H5ZM30 134V135H29ZM36 134V135H35ZM102 134V133H101ZM4 137H3V136ZM12 135V136H11ZM29 135V136H28ZM42 135H43V137H42ZM109 135V136H108ZM153 135V136H152ZM174 135V136H173ZM198 135H199V138H198ZM226 135H227V131H226ZM6 136V137H5ZM17 136V137H16ZM26 136H27V138H26ZM55 136V137H54ZM113 136V138H114V136H115V134H113L112 135ZM201 136V137H200ZM228 136V135H227ZM19 137V138H18ZM42 137V138H41ZM111 137V136H110ZM116 137H118L117 135H116ZM115 137V138H116ZM50 138V139H49ZM150 138V137H149ZM149 138L147 139V141L149 140ZM178 138H179V140H178ZM118 140H120V138H117ZM117 139H113V140H117ZM151 139V138H150ZM206 139V140H205ZM4 140H6V141H4ZM111 140H112V138H111ZM112 140V141H113ZM117 140V141H118ZM178 140V141H177ZM200 140V141H199ZM51 141V142H50ZM146 141V142H147ZM164 142L166 141L165 139L163 140ZM184 141V142H183ZM188 141V142H187ZM190 141V142H189ZM203 141H205L204 143H203ZM4 143V145H3V143ZM7 144H11L12 146H14L15 148H13L12 149V151L10 152V150H11V148H10V150H9V146L7 145H5L6 143ZM55 142L58 144V145H56L55 144ZM167 142H168V140H167ZM182 142V143H181ZM203 144H202V143ZM208 143V144H205V143ZM253 142H254V144H253V147L252 148H248V147H246V144H244L245 145V147H243V148H246L247 150H245V151H249V153L251 152L252 153V150L253 149H255L256 147H257V149H255V150H257V151H262L261 153H259L257 156H258V158H257V160H258V163L260 162V159H259V156L262 158V159H264V146H259V142H257L256 140L254 141V139H253ZM34 143V144H33ZM59 143H61V144H59ZM192 143V144H191ZM199 143V144H198ZM201 143V144H200ZM71 144V146H69ZM60 145V146H59ZM66 145V146H65ZM73 145V146H72ZM79 145V146H78ZM197 145V146H196ZM204 145V146H203ZM205 145H206V147H205ZM38 146V147H37ZM40 146V147H39ZM58 146V147H57ZM76 146V147H75ZM78 146V147H77ZM191 146H193V148L191 147ZM201 148H200V147ZM259 146V147H258ZM16 147H17V149H16ZM19 147V148H18ZM35 147V148H34ZM61 148L62 147V149H65V150H67L68 148V150L66 151V152H64V153H67V155L65 154H63V151H61V149H60V151L58 150V151H56V148ZM80 147V148H79ZM199 147V148H198ZM42 148V147H41ZM40 148V149H41ZM55 148V149H54ZM67 148V149H66ZM71 148V149H70ZM262 148V149H261ZM75 149H76V151H75ZM77 149H79V150H77ZM81 149V150H80ZM87 150V152H83V151H86ZM104 149V150H103ZM249 149V150H248ZM259 149V150H258ZM14 150V151H13ZM16 150V151H15ZM21 150V151H20ZM54 150V151H53ZM110 150H112L111 152H110ZM116 152H115V151ZM7 151H9V152H7ZM82 151V152H81ZM200 151V150H199ZM205 151V150H204ZM254 151V150H253ZM23 152V153H22ZM25 152H27V153H25ZM42 152H45V150H43V151H39V153H42ZM55 152H57V154L59 155L60 154V156L58 157V155L55 153ZM60 152V153H59ZM61 152H62V155H61ZM68 152L70 153V155L68 154ZM78 152V153H77ZM82 153V154H80V153ZM118 152V153H117ZM17 153H19V154H17ZM25 153V154H24ZM37 153V152H36ZM115 153V154H114ZM250 153V154H251ZM15 154V155H14ZM18 156H17V155ZM32 154V153H31ZM34 154V153H33ZM56 154V155H55ZM98 154H99V156H98ZM102 156H101V155ZM118 154V155H119ZM132 154H133V151H132ZM134 154H136L135 152H134ZM245 154H247V153H245ZM30 155V154H29ZM80 155V156H79ZM82 155H84V156H82ZM97 156V158H94V157H96ZM136 155H138L139 156V154H136ZM142 155V154H141ZM140 155V156H141ZM262 155V156H261ZM17 156V157H16ZM70 156V157H69ZM79 156V157H78ZM139 156V157H140ZM186 156V155H185ZM210 156V155H209ZM256 156V157H257ZM19 157V158H18ZM81 157V158H80ZM82 157H84V158H82ZM139 157H136V156H131V157H129V159L131 160V161H133V162H136V161H138V162H143V158H145V157H147V155L146 154H143L140 158ZM187 157V156H186ZM255 157V158H256ZM11 159V160H10ZM66 159V158H65ZM197 160H196V163H197V166H199L200 168H203L204 169V164H201V163H203L202 162V160H201V162H200V160H199V158H196ZM251 159V158H250ZM98 162H97V161ZM146 160V159H145ZM144 160V161H145ZM209 160H211V158L209 159ZM32 161V160H31ZM241 161V163H242V160H240ZM251 161V160H250ZM254 161V160H253ZM253 161H251L252 163H255V162H257V161H255V162H253ZM262 161V160H261ZM264 161V160H263ZM262 161V163H264ZM14 162V163H15ZM82 162V163H83ZM223 162V161H222ZM223 163H225V162H223ZM243 163H244V161H243ZM261 162H260V166L262 165L263 166V164H262ZM91 164H93V163H91ZM95 164V163H94ZM255 164H257V163H255ZM253 165V166H251V168L253 167V169L256 167H258L259 168V170H257L256 168H255V170H253V169H251V170H253L254 171V173H255V180H261L262 178L264 179V170H263V177H262V173L260 172V170H261V168L263 169L264 167H260L258 164L257 165ZM22 165V166H21ZM18 166V167H19ZM64 166V165H63ZM62 166V164L60 165V167L62 168V171H66V170H63V168L65 167H63ZM217 166H220L219 164H217ZM255 166V167H254ZM115 168L117 167L118 168V166H114ZM123 167V169L121 168V170H119V169H117V170H119L118 172H119V174L117 175V176H120V177H122L123 178V182L125 181H127L128 182V180L127 179H129V177L131 178V179H129V181L131 182L132 180H133V178L136 180V179H141L140 177H137L136 175L137 174H140V172L141 173H146L145 175V178L147 177V178H151L150 180L152 181H150L149 180V182L147 183V184H145L144 185V189H146V190H148L149 192H147V193H142V194H129V195H132V196H129V197H131V198H144L145 200H149V202H144L146 205H142V204H144V203H136V202H134V203H131V204H129L127 207L126 206H122V201H116V199H117V197H119V196H117L116 194L118 193V195H121V196H123V195H125V193L123 194V192H124V190H123V192L121 191L122 189H118V190H112V191H117V192H115V194H113L112 193V191H111V194H113V195H115V196H117L116 197V199H114V196L113 195H111V196H109L110 195V192H109V190H105V191H91L90 193V195H92V196H85V195H82V193H78V192H76V191H74L73 193H72V195L74 196V198H76V199H80V200H82V201H84V202H87V203H90V204H85V203H81V205L80 204H77L76 202V204H74V202H66V200H64V204H66V205H68L67 206V208H66V206L65 205H63V203H62V201L63 200H61V205L59 206V205H57L56 206V208H51V210L49 211V210H47V212H44V211H40L41 213H39V210H36V212L35 211H31V213H33V214H35V216H33V214H30V215H32L33 217H36V215L37 216H39V218L37 217L36 218V222H37V224L39 225H37V227L38 228H40L41 229V231H43V230H45V231H43V232H45L46 233V235H48L49 234V236H51V234H55L56 235V233H57V237H60V239H61V231H62V239L61 240H67V239H71V238H73V236L75 237L76 236V238H74L73 240H67L68 242H70L71 243V241H72V243H73V241H74V243H73V245L75 244H77L78 242V244H77V246L78 245H84L82 248H80V251H79V249H77L78 247L77 246H72V247H70L69 245L68 246H66L67 244H62V243H59L58 244V242L56 243V241H54V240H56L55 238H54V240H52L53 238H50L49 240L47 239V238H45L44 237V235H39L40 233L37 231V232H35V230H34V228L32 229V227L31 228H29L30 226H28L27 227V225H28V223L26 222H24V223H20V222H18L20 219L19 218H16L17 219V221H16V219H14V220H12L11 218L9 219V217H8V219L6 220V218L7 217H5V219H3V221L5 220V221H7V222H10V220H11V222H13V221H15L14 223H16V224H18V225H14V223L11 225L10 223V225L9 226H15V227H17V226H19V224H20V226L19 227H17V229L15 230V229H13V228H15V227H9V228H12L13 229V231H14V233L13 232H8V231H5L4 232V230H2V232H0L1 234H0V236L1 237H3V238H0V243H4L6 246H9V243H11V245H13L14 247H16V246H19L17 249L19 250V251H17V249L15 248V251L13 250L12 252H11V250L12 249H14V247L12 248H10V249H8L4 244L2 245V246H0V264H105L107 261V263L106 264H124V262H125V264H141V262L139 263V262H136V263H134L133 261V263L131 262V260H125V259H120V257H118V255H116V254H113L111 251H109V252H107V248L105 249V246H109L110 248H112V249H115V250H120L121 249V251H122V248H120L121 247V245H122V247H124V249L126 248V250H124L123 249V251H129L128 249L130 248V244H132V245H134V246H136L137 245V243L139 244V245H137L136 247H132V248H130V252H131V255L132 254H135V253H137L138 255L140 254L141 256H143V254H144V256H146V257H148L149 255H150V251H151V254H159L158 253V251H159V248H158V246H163V248L161 247L160 248V250L162 251V252H160V256H162V254L164 255V257H166L167 258V255H170L169 257H168V259L169 260H171V259H173V261H174V259H182L183 257H190V259H188V260H185L186 258H183L182 259V261L181 262H183L184 263V261L186 262V261H188L187 263H190V261L192 260V256H194V255H196L195 257H194V259H193V264L196 262V261H194V260H197V259H199L200 261H202L203 259L204 260H209V263H207L206 261L205 262H196L195 264H211V261L213 262V264H218L220 261L219 260H222L221 261V263H219V264H226L225 262H223V261H226L225 260V257L226 256H229L228 257V259H227V257H226V259L227 260H231V259H233V262L235 261L234 259H236V263H237V261L239 262V260H237V258H239V259H241L242 260V257L240 258L239 256H240V254H238V251H236L235 253H234V255H233V257H232V255H231V253H232V251H234V250H236L235 249V247H234V245H232V244H230L229 243V241H228V243H229V245H232V247H229V245L228 244H226L227 243V239L229 238V239H231V240H233L232 239V237L230 238V237H228L227 238V236H230V235H228V234H230V232H228V231H224V229H226L225 227H224V229H222V228H220V226H219V224L222 222L223 223V216H222V214H221V212H220V214H219V210L217 209V210H213V209H215V207H213V209H212V206L213 205H210V204H208L209 202H207V205H206V203H205V201H208V200H206L205 198H203L202 196L200 197V198H197V197H199V196H197V194H198V190H200V191H202L203 189H202V187H200V185L198 186V185H196V186H198V187H195L194 185L195 184H191V185H193V187L195 188V190L197 191V194H196V191L194 190V188L192 189V192L194 191L195 192V194H193V195H195L194 197H193V199L191 200V202L190 201H188V202H186L184 205H182V206H179L180 204L179 203H167L166 201H157V200H155V199H157V198H160V196H161V194L163 193V192H165L166 191V189H168L169 187H180V186H183L185 183H182L181 182V180H179L180 179V174L178 173H171L170 175H168V174H165V173H163V172H160L159 174H150V170H149V172H148V169H145V168H140V167H137V166H134V165H131V164H124V166H122ZM60 168V169H61ZM65 169V168H64ZM116 170V171H117ZM115 171V172H116ZM260 173H259V172ZM118 172H116V174L118 173ZM161 173H163V174H161ZM253 173V174H254ZM115 174V175H116ZM114 174H113V176H115ZM258 175V176H257ZM116 176V177H117ZM180 176V177H179ZM222 176V175H221ZM259 176H261L260 178L261 179H259ZM115 177V178H116ZM137 177V178H136ZM256 177H258V178H256ZM124 178H126V179H124ZM182 178V177H181ZM118 179V178H117ZM261 180V181H263V182H261V181H259L260 182V185L262 184V183H264V180ZM154 180V181H153ZM124 182V183H125ZM126 182V184H129V182L127 183ZM181 182V183H180ZM258 183V182H257ZM131 184V183H130ZM178 184H180V186L178 185ZM215 184V183H214ZM187 185V187L188 186H191V185H188V184H186ZM186 185L184 186V187H186ZM256 185L257 187L256 188H258L259 189V191H260V189L262 188V190H263V193L262 194H260L259 193V195H260V198H261V200H262V198L264 197V187L261 185ZM137 188H139L140 186H138V185H135ZM216 186V185H215ZM74 187H76V185H74ZM192 187V186H191ZM217 187V186H216ZM244 187V186H243ZM246 187L248 188V186L246 185ZM245 187V188H246ZM77 188H81V187H77ZM198 188V189H197ZM202 189V190H201ZM257 189V190H258ZM246 190V189H245ZM108 191V192H107ZM199 191V192H200ZM248 191V190H247ZM156 192V193H155ZM159 192H161V193H159ZM180 193H183V192H181V191H179ZM178 192V193H179ZM248 192H250V190L248 191ZM248 192H245V193H248ZM261 192V191H260ZM219 193V192H218ZM107 195L108 194V197H112V199H114V200H111V198H106V200H108L107 202H108V204L109 203H111L110 205H106L105 207L104 206H100L99 204L101 203V202H103V198H101L102 196H104V195ZM123 194V195H122ZM159 194V195H158ZM127 195H128V193H127ZM126 195V196H127ZM261 195H263V197H261ZM159 196V197H158ZM247 196H250V193H248V195ZM251 196H253V195H251ZM94 197H96V200L95 199H93ZM195 197H196V199H195ZM203 198V199H202ZM249 199H250V197H248ZM255 198V196L253 197V199ZM153 199L155 200V202H152L153 201ZM205 199V200H204ZM252 198L250 199V201H248V203L250 202V203H252V201L251 200H253ZM259 198H255V200H256V202L258 203L259 201ZM102 200V201H101ZM118 200V199H117ZM150 200H152V201H150ZM95 201V202H94ZM194 201V203L193 204H195V205H193L192 204V202ZM198 201H200V202H198ZM254 201V200H253ZM93 202V203H92ZM96 202L97 203H99V204H96ZM151 202V203H150ZM165 202V203H164ZM196 202H198V204L196 203ZM203 202H204V205H203ZM244 202H246V201H244ZM244 202H243V205L241 204V203H237V205H239V206H243V208H244V206H245V208L243 209V210H246L247 208H248V206L250 207V203L248 204V206L246 207V205H247V203H245L244 204ZM255 202V201H254ZM253 202V205L256 203H254ZM264 202V200L263 201H260L259 203H258V207H259V205H260V203H263ZM92 203V204H91ZM167 203V204H166ZM191 203V204H190ZM203 205V207H202V205ZM256 203V204H257ZM73 204H74V206H73ZM154 204L155 206H159V207H161V209H159L158 210V208L159 207H157V208H155L154 207V205L152 206V205ZM241 204V205H240ZM62 205H63V208H62ZM78 206V208H77V206ZM186 205V206H185ZM192 205V206H191ZM201 205V206H200ZM252 205V204H251ZM252 205V208H250V210H247V211H244L245 212V214H247V212L250 214V213H253L254 214V216H257V217H254L255 219H257V218H261V216L259 217L258 215H262V216H264V213H263V211H261V209L262 208H257L256 209V211L258 212H256V213H254V211L255 210H253V209H255L256 207V205H254L253 206ZM263 207H264V205L263 204H261ZM64 206H65V208H64ZM144 206V207H143ZM145 206L147 207H149V209L151 208V206L153 207L152 208V213L154 212V214H153V216H152V214L151 213H148V212H150L149 211V209L148 208H146V209H144L145 208ZM69 207V208H68ZM71 207V208H70ZM76 208V209H74V208ZM126 207V208H125ZM141 207V208H140ZM163 207V208H162ZM184 207H185V210H184ZM209 207V208H208ZM254 207V208H253ZM125 208V209H124ZM143 208V209H142ZM164 208H166V210L167 211H165V213H166V215L165 216H163V212H162V210L164 209ZM181 208H182V210H181ZM198 209L197 211H199V209L201 210H203L204 211V214H206L207 212H205V211H208V213H207V215L209 214V212H210V214H211V212H212V215H213V217H216L213 221L211 220L212 218H211V216L212 215H210L209 217L207 216V215H203L204 216V218H206L207 220L208 219H210L211 220V222H210V220H208V222H206L207 223V225H206V223H204V225H203V227L201 226L202 225V223L201 224H198V226H201L200 228L197 226L196 227V221L199 223V221L197 220L202 214V210H201V213L200 212H196V215L199 213L200 215L198 216H195L194 217V215H195V213H194V215H191V219H190V221H192V222H194L193 224L195 225L194 227H193V224L192 223H190V225H192L191 227H190V225H185V227H182V226H184V224H186L185 223V221L187 222V218L186 217H189V215L190 214H193V212H195L196 210L195 209ZM207 208H208V210H207ZM53 209V210H52ZM77 209H79V211L80 210H83V211H85L84 213H83V211H80V212H82L81 214L82 215H80V213L78 214V210ZM124 209V210H123ZM130 209L132 210L131 212H129V213H131V214H129L128 212H126L125 210H129L130 211ZM136 209H137V211H136ZM140 209H141V211H140ZM155 209H157L156 211H157V213H156V211H155ZM186 209H189V210H186ZM194 209V210H193ZM206 209V210H205ZM242 209V208H241ZM249 209V208H248ZM252 209V210H251ZM259 209V210H258ZM264 209V208H263ZM18 210V209H17ZM17 210H14V211H17ZM25 210V209H24ZM22 211L21 209L20 210H18V212H13V213H15V215H17V214H19V215H17V217H21V218H28L27 217V215H26V213L25 212H27L28 213V211L26 210V211ZM63 210V211H62ZM76 210V211H75ZM122 210V211H121ZM143 210H145V211H143ZM147 210V211H146ZM151 210V209H150ZM154 210V211H153ZM165 210V209H164ZM163 210V211H164ZM168 210H169V212L173 215H169L170 213L168 212ZM38 211V212H37ZM61 211V212H60ZM74 211H75V215L80 219L81 217L80 216H82V217H84V218H81V219H83V222H82V220L80 219V221H78V219L77 220H75L76 222L78 221V222H80L79 224L78 223H76L75 221H73V220H70L71 221V223L67 226V224H68V221L67 220H69V218L68 217H70V213H71V219H76L77 217L76 216H73V213H74ZM78 211V212H77ZM86 211H87V213H86ZM88 211H89V213H88ZM123 211H125L128 215H130V216H132V218L131 217H129L130 219H128V223H127V221H126V219L123 217L124 215H123ZM136 211V212H135ZM138 211H140V212H138ZM159 211H160V214H159ZM186 211V212H185ZM251 211V212H250ZM134 212V213H133ZM138 212V213H137ZM144 212H145V214H144ZM162 212V213H161ZM167 212L169 213L168 215H167ZM183 212H185V213H187V212H190L189 214H185V221L183 222V221H180V218H177V217H179V215H181ZM260 212V213H259ZM261 212L263 213V214H261ZM30 213V212H29ZM46 213H50V214H46ZM61 213V214H60ZM143 213V214H142ZM174 213V214H173ZM41 214V215H40ZM46 214V215H45ZM85 216H84V215ZM88 216H87V215ZM89 214H91V216L89 215ZM93 214V215H92ZM121 214V215H120ZM133 214H134V216H133ZM150 214V215H149ZM158 216H157V215ZM162 214V215H161ZM176 214H179L178 216L176 215ZM247 215L248 216V218L247 219H251V221H250V223L251 222H253V221H255V219L253 220V217H251L250 215ZM253 214H251V215H253ZM23 215H25V216H23ZM57 215V216H56ZM59 215V216H58ZM65 215H68L67 216V218H66V216ZM94 215H97L96 217H94ZM99 215H100V217H99ZM142 215V217L140 218V216ZM143 215H145L144 216V218H143ZM154 215H156V216H154ZM187 215V216H186ZM32 216H30V217H32ZM72 216L74 217V218H72ZM93 216V217H92ZM115 216V217H114ZM118 216V218H116ZM121 216V217H120ZM135 216H138V217H136V218H134ZM146 216H149V217H146ZM151 216V217H150ZM168 216V218H169V220H166V219H168V218H164V217H167ZM182 216L184 217V213L182 214ZM181 216V217H182ZM192 216H193V218H192ZM246 216V217H247ZM250 216V217H249ZM29 217V218H30ZM41 217H42V219H41ZM58 217V218H57ZM60 217H62V218H60ZM67 219H65V218ZM76 217V218H75ZM87 219H86V218ZM91 217V218H90ZM97 217H98V219H97ZM120 217V218H119ZM153 217V218H152ZM155 217H157V218H155ZM159 217V218H158ZM162 217V218H161ZM173 217V218H172ZM174 217H176L177 218V220H175L176 218H174ZM183 217L181 218V220L183 219ZM196 217H198L197 219H195ZM222 218L221 220V222H220V220H219V218ZM4 218V217H3ZM88 218H89V220H88ZM104 218V219H103ZM107 218H108V220H107ZM111 218V219H110ZM112 218H114V219H112ZM146 218H148V220L146 219ZM151 218V219H150ZM218 218V219H217ZM40 219V220H39ZM62 219V220H61ZM64 219V220H63ZM84 219H85V223H87V224H85L84 223ZM93 221H91V220ZM139 220L138 222V224H137V220ZM142 219V220H141ZM143 219L145 220V221H143ZM160 219V220H159ZM165 219V220H164ZM195 219V221H193ZM200 219H201V217H200ZM199 219V220H200ZM56 220V221H55ZM67 221L66 223L64 222V221ZM120 222L122 225H120V224H118V222ZM124 220V222H122ZM153 220V221H152ZM159 220V221H158ZM164 220V221H163ZM201 220H203V219H201ZM206 220V221H207ZM215 220L217 221V223L218 222H220L218 225H216L215 223ZM1 219H0V224H2L1 223ZM3 222L4 224L6 223V222ZM21 221V220H20ZM55 221V222H54ZM60 221V222H59ZM72 221L74 222V224L72 223ZM88 221V222H87ZM108 221V222H107ZM111 221H112V223H111ZM115 221H116V223H115ZM132 221V222H131ZM167 221H169V222H167ZM177 223H176V222ZM259 221H262V223L261 224H264V217H262V220H259ZM259 221H258V219H257V223L255 222V224L253 223H251L254 227H255V229L257 228V226H258V230H256V231H258V232H260V234L262 235V233H264L263 231V229H264V227H262L261 225V227L263 228H261L260 226H259ZM62 222V223H61ZM81 222L83 223V227H81L82 226V224H81ZM104 222H105V224H104ZM130 222V223H129ZM134 222L136 223V225H134ZM147 222V223H146ZM164 222H166V224L164 223ZM175 222V223H174ZM178 222H180L181 224H178ZM212 222H213V224H212ZM215 222V223H214ZM75 223L77 224V225H79V226H75V227H71L72 225H75ZM95 223V225L93 226V224ZM100 223V224H99ZM107 223V224H106ZM109 223V224H108ZM115 223V224H114ZM126 223H127V226H126ZM132 223H133V225H132ZM143 223V224H142ZM151 223V224H150ZM159 223H161V224H159ZM167 223H168V225H169V227H170V225H171V228H169L168 227V225H167ZM184 223V224H183ZM188 223V222H187ZM209 223V224H208ZM211 223V224H210ZM221 223V224H222ZM7 224V226L6 227H8V223H6ZM5 224V225H6ZM24 224V225H23ZM62 224V225H61ZM64 224H66L65 226H64ZM80 224H81V226H80ZM102 224H104L103 226H102ZM129 224H131L130 226H129ZM164 224V225H163ZM183 224V225H182ZM216 225V228L215 227H213V228H210V227H212V225ZM220 224V225H221ZM4 225V226H5ZM89 225V226H88ZM91 225V226H90ZM112 225H113V228H112ZM124 225H125V228H126V231H124L123 229H125L124 228ZM139 225H141V226H139ZM150 225V226H149ZM157 225V226H156ZM167 225V226H166ZM176 227H175V226ZM179 225V226H178ZM209 225V226H208ZM214 225V226H215ZM223 225V224H222ZM23 228H22V227ZM41 226V227H40ZM42 226H43V228L45 227V228H51V230L49 229V231H52L51 233H49V232H47L48 231V229H43L42 228ZM61 226V227H60ZM69 226L72 228L71 230H70V228H69ZM86 226V227H85ZM95 226H97L96 228H94ZM119 227V229H118V227ZM134 226V227H133ZM145 228H144V227ZM175 228H174V227ZM178 226V227H177ZM187 226H189V227H187ZM211 229H209L208 227ZM218 226H219V228H218ZM21 227V228H20ZM79 227V231H77L78 229H76V228H78ZM87 227H89V228H87ZM116 227V228H115ZM122 227V228H121ZM134 228V230H130L129 228ZM137 228V231H136V228ZM157 227V228H156ZM165 227V228H164ZM204 227H206L205 229H206V231L207 232H209V233H206V235L210 238L211 236H212V234L214 233V230L212 231V229H214L215 228V235H217V237L216 236H214V234H213V236H212V239H214L215 237V239H219V237H220V242L222 241L223 243L225 242L223 239H225L226 240V243H225V245L224 244H222V243H220V242H218L219 240H217V242L215 241V239H214V241L216 242V244H215V247H214V244H210L209 245V249H210V251L209 250H207L205 247H203L205 244H209V242L211 241V238H210V241H209V238L207 239V236H205L206 237V239H205V237L203 236V234L201 235V232L203 231V230H205L204 229ZM223 227V226H222ZM26 228H29V229H26ZM53 228V229H52ZM62 228V229H61ZM66 228V229H65ZM92 228V229H91ZM141 228V229H140ZM152 228V229H151ZM167 228V229H166ZM169 228V229H168ZM201 228H203V230L201 229ZM261 228V229H260ZM20 229V230H19ZM23 231H22V230ZM25 229V230H24ZM57 229V230H56ZM76 230L77 232H80V231H82L81 233H82V235L84 234V235H89L88 236V238L91 236V239H96L97 238V236H98V240L96 239V240H90V241H93L94 243H97V244H93L92 246H87L86 247V243H88L87 241H86V239L84 238V240L82 239H80V237L78 236V234H75L76 232H71V231H74V230ZM87 229V230H86ZM89 229V230H88ZM150 229V230H149ZM163 229H166L165 231L162 230ZM200 229H201V231H200ZM218 229V230H217ZM252 229H254V228H252ZM259 229L260 230H263L262 232L261 231H259ZM31 230V231H30ZM32 230H33V232H32ZM61 230V231H60ZM64 230H66V231H64ZM94 230V231H93ZM120 230V232L121 233H123V234H121V233H119L118 231ZM129 230V231H128ZM157 230V231H156ZM220 230V231H219ZM221 230H223L222 231V233H221ZM228 230V229H227ZM18 231V232H17ZM57 231H59V232H57ZM68 231V233H66ZM89 231H91V232H89ZM97 232L98 231V233L100 234H96V233H94V232ZM168 231H169V233H168ZM179 231V233H177ZM181 231V232H180ZM189 231H190V233L191 232H194V234L193 233H189ZM219 232V234L221 235H219V234H217L218 232ZM17 232V233H16ZM23 232H24V234L26 235H23ZM27 232V233H26ZM63 232H65V234H63ZM69 232H70V235L68 236V235H66V234H69ZM131 234H130V233ZM134 234H133V233ZM139 232V233H138ZM162 232H163V234H162ZM165 232V233H164ZM172 232V235H170V233ZM183 232V233H182ZM204 233H205V231H203ZM202 232V233H203ZM213 232V233H212ZM253 232H254V234L256 235V234H258V232H256L255 233V231L253 230ZM3 233V234H2ZM11 233V234H10ZM29 233V234H28ZM48 233V234H47ZM59 233V234H58ZM89 233V234H88ZM93 233H94V235H93ZM120 235H119V234ZM130 235H129V234ZM157 233V234H156ZM174 233V234H173ZM186 233V234H185ZM190 235H189V234ZM200 233V234H199ZM14 234H16V235H14ZM19 234H20V236H19ZM23 236H22V235ZM28 234V235H27ZM72 234V235H71ZM96 234V235H95ZM160 234V235H159ZM180 234V236L179 237H177V235H179ZM184 234H185V236L186 235H189L187 238H184L185 236H184ZM211 234V235H210ZM223 234V235H222ZM260 234H258L259 235V237H260ZM8 235H10V236H13V237H11L10 238V236H8ZM54 235V236H55ZM68 236V237H70V238H68L67 237V239H64V236ZM102 235V236H101ZM123 235H125V236H123ZM174 235H176V236H174ZM197 235V236H196ZM199 235V236H198ZM205 235V234H204ZM264 235V234H263ZM5 236H7V237H5ZM101 236V237H100ZM117 236V237H116ZM120 236V237H119ZM125 237V238H123V237ZM128 236V237H127ZM129 236H130V238H129ZM131 236H133V237H131ZM170 236H172V237H170ZM223 236H226V237H223ZM257 236V235H256ZM25 237V238H24ZM38 237V238H37ZM51 237H53V236H51ZM78 237V238H77ZM85 237H87V236H85ZM192 237V240L193 241H195V240H197L198 241V243L200 242L202 245H199L198 246V244H193V245H191V243H190V241H191V238ZM196 237H198V239L196 238ZM202 237V238H201ZM214 237V238H213ZM262 237V236H261ZM260 237V238H261ZM264 237V236H263ZM263 237L261 238L263 241H264V239H263ZM8 238H10L9 240H8ZM37 238V239H36ZM66 238V237H65ZM105 238V239H104ZM117 238H118V240H117ZM121 238V239H120ZM123 238V239H122ZM129 238V239H128ZM135 238H137V239H135ZM174 238V239H173ZM177 238V240H175ZM184 238V239H183ZM202 240H204L205 239V241L206 240H208L207 242H202L201 241V239ZM204 238V239H203ZM221 238H223V239H221ZM227 238V239H226ZM260 238H256V239H260ZM15 239H16V241H15ZM76 239V240H75ZM101 239H103L102 241H101ZM127 239V240H126ZM131 239V240H130ZM133 239V240H132ZM171 239V240H170ZM179 239V240H178ZM180 239H181V242H180ZM183 239V240H182ZM188 240L189 241V243H188V241H185V240ZM228 239V240H229ZM260 239V240H261ZM44 240V241H43ZM130 240V241H129ZM139 240V241H138ZM144 240V241H143ZM149 240H152V241H149ZM156 240V241H155ZM160 240L162 241V242H160ZM200 240V241H199ZM6 241V242H5ZM10 241V242H9ZM13 243H12V242ZM53 241V242H52ZM76 241V242H75ZM78 241V242H77ZM101 241V242H100ZM106 241V242H105ZM119 241H122V242H124V243H122V242H119ZM133 241V242H132ZM157 241H159V242H157ZM172 241V242H171ZM174 241V242H173ZM175 241H177V242H175ZM213 241V240H212ZM9 242V243H8ZM15 242H16V244H15ZM19 242V243H18ZM38 242H39V244H38ZM41 242V243H40ZM59 242H61V241H59ZM83 242H84V244H83ZM128 244H126V243ZM135 242V244H133ZM140 242V243H139ZM149 242V243H148ZM166 242V243H165ZM167 242H169V244L167 243ZM178 242H180V243H178ZM187 242V243H186ZM43 243H44V245H43ZM118 243L120 244V245H118ZM144 245H142V244ZM149 245H148V244ZM164 243V244H163ZM172 243H176V244H172V246H173V249L175 248H177L176 250L177 251H175V249H174V251H173V253L175 254V256L173 255V253H170V252H172V247L170 246ZM182 243V244H181ZM185 243V244H184ZM204 243V244H203ZM211 243V242H210ZM213 243V242H212ZM217 243H220V244H217ZM264 243V242H263ZM23 244V245H22ZM49 245V247H48V245ZM52 244V245H51ZM56 244V245H55ZM60 244H62V246L60 245ZM148 246H147V245ZM150 244H152V245H150ZM181 244V245H180ZM188 244H189V246H188ZM224 245L225 246V248H224V246H222V245ZM33 245V246H32ZM58 245V246H57ZM63 245H65V246H63ZM98 245H100V246H98ZM111 245V246H110ZM127 245V246H126ZM130 245V246H129ZM158 245V246H157ZM169 245V246H168ZM196 246V247H193V246ZM220 245V246H219ZM228 245V246H227ZM26 246V247H25ZM29 246V247H28ZM35 246V247H34ZM36 246H38V250H37V247ZM40 246V247H39ZM45 246V247H44ZM94 246V248H92ZM139 246H141V248L139 247ZM150 246H152V247H150ZM154 246V247H153ZM156 246V247H155ZM179 248H178V247ZM181 246H183L182 247V249H181ZM184 246H186V247H184ZM192 246V247H191ZM203 248H202V247ZM207 246V245H206ZM222 246V247H221ZM1 247H3V248H1ZM7 248L6 250L4 249V248ZM31 247V248H30ZM33 247V248H32ZM52 247V248H51ZM55 247V248H54ZM63 247V249L61 250V248ZM75 247H76V249H75ZM139 249H138V248ZM146 247V248H145ZM165 247H170V248H165ZM190 247H191V249L192 250H190ZM220 247V248H219ZM227 247V248H226ZM233 247H234V249H233ZM35 248H36V250H35ZM42 248H44V249H42ZM67 249L66 251H64L65 249ZM89 248V249H88ZM118 248H120V249H118ZM134 248V249H133ZM189 248V249H188ZM193 248H195V249H193ZM202 248V249H201ZM204 248H205V250H204ZM216 250H215V249ZM2 249V250H1ZM32 249H34V250H32ZM41 249V250H40ZM48 249H50L49 251H47ZM51 249H53L52 251H51ZM61 250V252H60V250ZM75 249V250H74ZM87 249V250H86ZM105 249V250H104ZM136 249H138L139 251H136ZM149 249V250H148ZM151 249V250H150ZM158 249V251H156ZM163 249H166V250H164V251H169L166 255H165V253H163L164 251H163ZM168 249H170V250H168ZM183 249H185V250H183ZM198 249H200L201 250V252H200V250L198 251ZM211 249H213L214 250V252L212 251L211 252ZM223 249H225V251H226V253H227V250L228 249H230V251H231V249H232V251L229 253V255H226L225 254V252L223 251ZM5 250V251H4ZM24 250V251H23ZM45 250H46V252H45ZM72 250V251H71ZM133 250H135V251H133ZM190 251V253H191V255H190V253H189V255H187L188 254V252ZM195 252H194V251ZM238 250V249H237ZM4 251V252H3ZM8 251V252H7ZM17 251V252H16ZM22 251L24 252V253H22ZM27 251H29V252H27ZM32 251V252H31ZM57 253H56V252ZM69 251H71V252H69ZM95 251V253H93V252ZM107 253H106V252ZM141 251V252H140ZM143 251V252H142ZM145 251V252H144ZM185 254V251H186V256H183L184 254H182V252ZM204 251V252H203ZM220 251V253H219V255L217 254L218 252ZM11 252V253H10ZM18 253L17 255H16V253ZM31 252V253H30ZM33 252H34V254H33ZM44 252V253H43ZM48 252H50V255H49V253ZM60 252V253H59ZM68 252H69V254H68ZM129 252V253H130ZM148 254H147V253ZM153 252V253H152ZM155 252V253H154ZM157 252V253H156ZM179 252H181L180 254H178ZM197 252V253H196ZM229 252V251H228ZM2 253V254H1ZM9 253V254H8ZM26 253V254H25ZM27 253H28V255H27ZM39 253V254H38ZM48 253V254H47ZM53 253V254H52ZM55 253L57 254V256L55 255ZM62 253V254H61ZM111 253V254H110ZM142 253V254H141ZM202 254L203 253V255H200V254ZM43 256H42V255ZM44 254H46V255H44ZM52 254V255H51ZM66 254V255H65ZM101 254V255H100ZM103 254V255H102ZM146 254V255H145ZM172 254V255H171ZM178 254V255H177ZM198 254H199V257H198ZM223 256H222V255ZM224 254H225V256H224ZM3 255V256H2ZM10 255V256H9ZM38 255H39V257H38ZM40 255H41V258H40ZM48 255V256H47ZM55 255V256H54ZM94 255H96L95 257H93ZM98 255H99V257L101 256H103L102 258L100 257H98ZM112 257H111V256ZM148 255V256H147ZM206 255V256H205ZM210 255V256H209ZM239 255V256H238ZM6 256H8L7 257V259H5L6 258ZM35 256H37L38 257V259L40 260H38V259H36L37 257H35ZM50 256H51V258H50ZM53 256H54V258H53ZM58 256H60V257H58ZM90 256V257H89ZM143 256V257H144ZM180 256V257H179ZM181 256H183L182 258H181ZM200 256H204L203 257V259H202V257H200ZM214 256H216V257H214ZM223 257L222 259H221V257ZM231 256V257H230ZM237 256V257H236ZM2 257H4V258H2ZM108 257V258H107ZM115 257V258H114ZM197 257V259H195ZM210 257V258H209ZM211 257H212V259H211ZM8 258H9V260H8ZM11 258H13L12 260H11ZM42 258H49V259H42ZM57 258V259H56ZM107 258V259H106ZM201 258V259H200ZM215 258V261H216V263H215V261L213 260ZM217 258H218V260H217ZM4 259V260H3ZM92 259H94L93 261H92ZM96 259V260H95ZM106 259V260H105ZM117 259V260H116ZM41 260H43V261H41ZM104 260V261H103ZM111 260V261H110ZM116 260V261H115ZM4 261V262H3ZM12 261H13V263H12ZM98 261V262H97ZM99 261H101V262H99ZM104 263H103V262ZM114 261V263H112ZM172 261V260H171ZM198 261V260H197ZM6 262V263H5ZM130 262V263H129ZM227 262V261H226ZM170 263V262H169ZM169 263H167V264H169ZM172 263V262H171ZM142 264H148V263H143L142 262ZM151 264H154V263H151ZM165 264V263H164ZM173 264V263H172ZM175 264V263H174ZM235 264V263H234Z\"/></svg>",
  "mask_w": 264,
  "mask_h": 264
},
{
  "label": "bare ground",
  "instance_id": "obj_2",
  "mask_svg": "<svg viewBox=\"0 0 264 264\" xmlns=\"http://www.w3.org/2000/svg\"><path fill=\"white\" fill-rule=\"evenodd\" d=\"M42 0H33V11L30 13H27L28 15H31L32 17H33V15H34V13L36 12V11H38V9L41 7V6H44V2H45V0H44V2L42 3L41 2ZM51 1V0H50ZM55 1V0H54ZM66 1H67V3H66ZM62 0V2H63V5H64V11H69L68 9L69 8H73L74 7V5L71 3V1H74V0H71L70 2L68 1V0ZM82 1L83 0H79V1H76V3H78V5L79 4H81L82 3ZM85 1V0H84ZM84 1H83V4H86V3H88V5H89V3H90V5H92V8L91 7H88V9L85 11V9H83L82 7V9H83V12L85 13V12H88L89 13V15H88V17L87 18H85L86 16H87V14H86V16L85 15H83L82 13L80 14V13H77V14H72V12H71V14L72 15H74L73 17H71V16H69L70 14H68L67 12H65V14L67 13L68 14V21L69 22H71V23H73L74 24V26H79V27H81V30H83L82 32L83 33H85L84 34V36L85 37H87V42H86V45L87 46H85V47H87V50L86 51H84V49H77L76 51L75 50H72V52H73V54H72V57L70 56V58H72V60H71V63L72 62H75V63H77L78 65L81 63V62H83V61H81L82 59H85V58H87V62L86 63H84V66H87V68L89 67V69H91V67L93 68V67H95V69H96V71L98 72V76H99V78L100 79H102L101 81H102V83L101 82H99V83H101V84H103V82H105L106 83V85H107V87L111 90V91H113V93L114 94H116V93H119V95L121 94L122 96H124L125 94H126V91L125 90H127L126 88H127V85L125 84V86H126V88H125V90L123 91L121 88H123V85H124V82H125V79L123 78V76L126 78V80H127V78L129 77V78H131L132 79V81H131V79H128L129 81H130V83L129 84H131V83H133L134 84V82H133V80L136 78V77H138V80H137V78L134 80L135 81V83L137 82L138 84H137V86H139L140 84H139V82L141 83V86L142 85H144L145 87H147L146 89L148 90L147 92L148 93H150V96H151V94L153 95V96H151V97H154V100H156L157 102V104L155 103V105H158L159 103H161V101H163V100H161L163 97H164V101H168L169 102V106L170 107H172V108H174V109H172V111L171 110H169L168 109V111L170 112V115H171V113L172 112H174L173 110H176V108H177V106L176 105H179V103L181 102V101H183V102H191V103H189V104H191L192 105V109H198L200 106H198L199 105V101H198V105H196L197 103H195V102H193L192 103V101H190L189 99H190V95L192 94L191 93V88L193 89V87H191L190 85V90H189V92L191 93L190 95H189V99H188V96H187V94H185V93H189V92H187L186 90L183 92V90H182V88L181 87H183V88H186V86L184 87V86H181V85H186V83L184 82L186 79V76H185V78H183L182 77V75H181V77H180V75L179 74H177L176 73V70H174L173 71V68H172V66H170L171 67V69L172 70H170L169 71V73H171L170 75H172V71L175 73V74H177V77H176V75H175V77L178 79V75H179V79H182L183 80V82L182 83H184V84H181L180 83V81H182V80H180V81H177V82H179V83H177V82H175L174 81V75H172V76H170L168 73H167V71L169 70L168 68V70H166L165 68H162V67H160V65H159V67L160 68H157L158 66L156 65V64H158V62L160 61V59L162 60L164 57L163 56H161V57H163V58H161V57H157V55H156V58H158V60L156 59L155 61L157 62V63H155V65H154V63H153V61H154V57L152 56V55H154V53H153V51H151V49H150V51L152 52H149L146 48L147 47H143L145 44L144 43H146V40H145V42H143V44L142 43H140V41H139V38H140V36H139V38L137 37V32H134V31H136V30H132V32L131 31H128L126 28H125V26L127 25V23L125 24V21L124 20H121V21H118V22H112V20L110 19V18H112L113 17V13H112V17H111V14H110V18L109 19H106V21H105V19L104 18H102L103 16H101V18H102V20H104V22L100 19V18H98V13L96 14V12H97V10H95L94 8H96V6H97V4H96V6H95V4H94V6H93V4H92V2H94V1H92V0H86L87 2L86 3H84ZM100 1V0H99ZM105 1V0H104ZM113 1H115V0H113ZM117 2H118V0H116ZM115 1V2H116ZM122 1V0H121ZM125 1H127V0H125ZM130 1V0H129ZM132 1V0H131ZM139 1V0H138ZM238 0H236V2H237ZM243 1V0H242ZM32 2V1H31ZM68 2H69V4H68ZM101 2H103V1H101ZM106 2H108V1H106ZM123 2V1H122ZM132 2H134V1H132ZM141 2V1H140ZM216 3V5H217V7H219L220 9H222L223 10V14H225L226 16H228V17H230V18H232V21H234L236 24H237V26H240V29L242 28V27H244V23H246L245 22V20H248V19H246L247 18V16L249 15V13L247 14L246 12H247V10H241L239 7H233V6H231V4H230V2H228V3H226V1L224 2L223 0H214L213 1V3ZM233 2V1H232ZM231 2V3H232ZM46 3V2H45ZM47 3H49V2H47ZM51 3V2H50ZM73 5H71V4ZM75 3V2H74ZM98 4H99V2H97ZM112 3H114V2H112ZM111 3V4H112ZM118 3H121V2H118ZM117 3V4H118ZM137 3V2H136ZM139 3V2H138ZM193 3H194V1H193ZM69 6H71V7H69ZM102 4H105V3H102ZM124 4H125V2H124ZM130 4H132V3H130ZM143 4V3H142ZM192 4V3H191ZM77 5V4H76ZM89 5V6H90ZM106 5H107V3H106ZM121 5H123L122 3H121ZM121 5H120V7H121ZM128 6H129V4H127ZM133 5V4H132ZM198 5V4H197ZM200 5V4H199ZM234 5V4H233ZM46 6V5H45ZM66 6H68L69 8L68 9H66L67 7ZM80 6H83V5H80ZM101 6V5H100ZM99 6V7H100ZM112 6H113V4H112ZM111 6V7H112ZM117 6V5H116ZM138 6V5H137ZM143 5H141V7H142ZM84 7H86L85 5H84ZM98 6H97V8L96 9H98L99 8ZM103 7V6H102ZM105 7H107V6H105ZM104 7V8H105ZM110 7V6H109ZM119 7V8H120ZM135 7V6H134ZM144 7V6H143ZM191 7L192 8H194V7H196V2H195V4H194V6H192L191 5ZM198 7V6H197ZM246 7V6H245ZM43 8V7H42ZM40 9V10H44V9ZM75 8V7H74ZM74 8H73V10H74ZM76 8H79V10H81L82 11V9H80V7L79 6H76ZM118 8V9H119ZM125 8V7H124ZM128 8V7H127ZM126 8V9H127ZM138 8V7H137ZM109 9V8H108ZM122 9V8H121ZM120 9V10H121ZM129 9V8H128ZM135 9V8H134ZM141 9V8H140ZM144 8H142V10H143ZM243 9V8H242ZM246 9V8H245ZM39 10V11H40ZM76 10H78V9H76ZM111 10V9H110ZM114 10V9H113ZM112 10V11H113ZM116 10V9H115ZM142 10L140 11L141 13H142ZM70 11H72V9L70 10ZM80 11V12H81ZM91 11V12H90ZM98 11H100L101 12V8H99V10ZM108 11V10H107ZM107 11H104V13L105 12H107ZM126 11V10H125ZM131 11V10H130ZM133 11V10H132ZM137 11V10H136ZM195 11V10H194ZM41 12V11H40ZM79 12V11H78ZM103 12V11H102ZM101 12V13H102ZM138 12V11H137ZM144 12V11H143ZM26 13V12H25ZM58 13V12H57ZM56 13V14H57ZM62 13H63V10H62ZM74 13H75V11H74ZM100 13V14H101ZM110 13V12H109ZM115 13V12H114ZM118 12H116V14H117ZM120 13V12H119ZM118 13V14H119ZM131 13V12H130ZM141 13H139V14H141ZM59 14H61V13H58V15H56L55 17H53V18H56L57 16L59 17ZM79 14V15H78ZM106 14V13H105ZM104 14V15H105ZM135 14H136V12H135ZM144 14V13H143ZM38 15H39V13H38ZM76 15H78V16H85L84 18H82L81 16V18L83 19V20H75V18H76ZM128 15V14H127ZM132 15V14H131ZM196 15V14H195ZM62 16V15H61ZM64 16V15H63ZM66 16V15H65ZM78 16H77V18L76 19H78ZM123 16V15H122ZM136 16V15H135ZM194 16V15H193ZM218 16V15H217ZM40 17H41V15H40ZM40 17H39V19H40ZM67 17V16H66ZM105 17H107V16H105ZM119 17H121V16H119ZM137 17V16H136ZM185 17H186V15H185ZM215 17H216V15H215ZM249 17H250V15H249ZM251 17L253 18V16L251 15ZM254 17H255V15H254ZM6 19H7V17H5ZM38 18V17H37ZM37 18L35 19L34 18V20H37ZM42 18V17H41ZM60 18V17H59ZM58 18V19H59ZM114 18V17H113ZM132 18V17H131ZM138 18V17H137ZM141 18H143V16L141 17ZM140 18V19H141ZM196 18H197V16H196ZM195 18V19H196ZM252 18H250L249 20H251ZM9 19V18H8ZM7 19V20H8ZM30 19V18H29ZM38 19V20H39ZM43 19V18H42ZM61 20L63 19V18H60ZM122 19V18H121ZM124 19V18H123ZM190 19V18H189ZM192 19V18H191ZM199 19V17L196 19V20H198ZM6 20V21H7ZM32 20L33 19H31L30 21L29 20H27L29 23L30 22H32ZM54 20H56V19H54ZM115 20H117L116 18H115ZM120 20V19H119ZM144 20V19H143ZM142 20V21H143ZM253 20H255V18H253ZM5 21V20H4ZM41 21V20H40ZM60 21V20H59ZM124 21V22H123ZM137 21V20H136ZM141 21V20H140ZM199 21V20H198ZM197 21V22H198ZM256 21V20H255ZM3 22V21H2ZM28 22H26V24L28 23ZM56 22V21H55ZM181 22V21H180ZM184 22V21H183ZM249 22V21H248ZM254 22V21H253ZM253 22H250V23H253ZM6 23V22H5ZM4 23V24H5ZM28 23V24H29ZM37 23V22H36ZM61 23V22H60ZM62 23H63V21H62ZM64 23H65V21H64ZM63 23V24H64ZM92 23H93V25H92ZM94 23H96L95 25L96 26H98L97 28H96V26L95 27H92V31H93V33H92V31L90 32V29H87V27L86 28H84V26H83V24H86L87 26L88 25H91V26H94ZM103 23H105V24H107V23H109L110 24V27H109V25H107V26H103V25H105V24H103ZM130 23H132V22H130ZM2 24V23H1ZM31 24V23H30ZM35 24V23H34ZM57 24V23H56ZM62 24V25H63ZM113 26H116V29H115V31L117 32V36H119V38L121 37V39H118L116 36H113V35H111L109 32H108V30L109 29H111V26L112 25ZM170 24H171V22H170ZM186 24V23H185ZM10 25V24H9ZM32 25H33V23H32ZM31 25V26H32ZM41 25V24H40ZM55 25V24H54ZM85 25V26H86ZM132 25V24H131ZM175 25L177 26V24L175 23ZM180 25H181V23H180ZM23 26V25H22ZM30 26V29L31 30H34L35 28H33L32 29V27ZM36 26V25H35ZM51 26V25H50ZM73 26V27H74ZM83 26V27H82ZM90 26V27H91ZM128 26V25H127ZM130 26V25H129ZM128 26V27H129ZM133 26V25H132ZM135 26V25H134ZM133 26V27H134ZM142 26V25H141ZM158 26V25H157ZM157 26H156V28H157ZM170 26V25H169ZM182 26V25H181ZM27 27H28V25H27ZM40 28L41 27H46V26H39ZM38 27V28H39ZM152 27V26H151ZM150 27V28H151ZM166 27V26H165ZM186 27V26H185ZM7 28V27H6ZM14 28V27H13ZM24 28V27H23ZM38 29V30H40V32H41V29ZM124 28L126 29V31H124ZM131 28V27H130ZM142 28H143V26H142ZM160 28V27H159ZM162 28V27H161ZM171 28H173V26H171ZM9 29V28H8ZM50 29H51V27H50ZM99 29V30H98ZM102 29V30H101ZM105 31H104V30ZM132 29V28H131ZM138 29V28H137ZM140 29V28H139ZM151 29H153V28H151ZM170 29V28H169ZM179 29H180V27H179ZM183 28H181V30H182ZM188 29V28H187ZM243 29H245V28H243ZM242 29V30H243ZM16 30V29H15ZM14 30V31H15ZM27 30H29V29H27ZM37 30V29H36ZM44 30V29H43ZM98 32H100V34H102L101 36L102 37H100V38H98L99 36H97L96 34L98 33ZM112 30H114V29H111V32H113ZM157 30V29H156ZM186 30V29H185ZM247 30V32H248V29H246ZM246 30L244 31V32H246ZM10 31H12V30H10ZM9 30H8V32H10ZM128 31V32H127ZM138 31V30H137ZM140 31V30H139ZM138 31V32H139ZM158 31V30H157ZM184 31V30H183ZM183 31H181V32H183ZM239 31V30H238ZM39 32V33H40ZM42 32H44V31H42ZM47 32V31H46ZM51 32H53L52 30H51ZM95 32H97L96 34H95ZM134 32V33H133ZM173 32H176V31H173ZM180 32V31H179ZM240 32V31H239ZM2 33V31L0 32V34ZM28 33H30V31L28 32ZM39 33H35V35L36 34H39ZM45 33V32H44ZM47 33H49V32H47ZM62 33L63 32H61V34L60 35H62ZM65 33V32H64ZM63 33V34H64ZM77 33H79V31L77 32ZM76 33V35L78 36L79 34H77ZM83 33H81V34H83ZM113 33H115V32H113ZM140 33L141 34H143L141 31H140ZM156 33V32H155ZM171 33V32H170ZM185 33H187V32H185ZM196 33V32H195ZM249 33V35H251L250 34V32H248ZM248 33H246V35L248 34ZM10 34V33H9ZM27 34V33H26ZM32 34V33H31ZM54 34V33H53ZM52 34V35H53ZM66 34H68V33H66ZM66 34L64 35V36H66ZM80 34V35H81ZM136 34V35H135ZM158 34V33H157ZM175 34V33H174ZM174 34H173V36H174ZM177 34H178V32H177ZM177 34H176V38L175 39H177ZM14 35V34H13ZM30 35V34H29ZM28 35V36H29ZM40 35V34H39ZM47 35H49V34H47ZM52 35H50V36H52ZM69 35V34H68ZM73 34H71L70 36L73 38V36H72ZM79 35V36H80ZM115 35V34H114ZM180 35V34H179ZM181 35H182V33H181ZM180 35V36H181ZM186 35V34H185ZM249 35H247V37L249 36ZM5 36H7L6 34H5ZM24 36V35H23ZM31 36V35H30ZM32 36H34V35H32ZM57 36V35H56ZM59 36V35H58ZM79 36H78V38H79ZM135 36H136V38H138V39H136L135 38ZM142 36V35H141ZM189 36V35H188ZM188 36H187V38H188ZM253 36V35H252ZM255 36V35H254ZM4 37V36H3ZM9 37V36H8ZM12 37V36H11ZM15 37H16V35H15ZM49 37V36H48ZM55 37V36H54ZM68 37V36H67ZM81 37H83V35H81ZM85 37H83V38H85ZM114 38V37H116L117 38V41L118 42H120V45H122V47H123V51L125 50V49H127L128 50V52H125L126 54H124L123 52H121L120 54V57H122V59H120V60H125L126 58H128V60L129 61H131L132 62V60H134V61H136V66L134 65V64H132V63H130V62H128V60L126 61H120L119 63H118V66L119 67H117V64H114V66H113V63H115L116 61H118V58H117V56L115 55L117 52H118V54H119V51L118 50H120V48L118 49H116L117 50V52H114V51H116V50H112V49H114V47H115V45H114V47L112 46V44H113V42H112V38ZM144 37V36H143ZM145 37H147V36H145ZM5 38V37H4ZM10 38V37H9ZM34 38V37H33ZM32 38V39H33ZM37 38H38V36H37ZM41 38H43V36L41 37ZM51 38V37H50ZM57 38V37H56ZM59 38V37H58ZM65 38V37H64ZM70 38V37H69ZM82 38V39H83ZM115 38V39H116ZM151 38H153V37H151ZM249 38V37H248ZM2 39V38H1ZM8 39V38H7ZM27 39V38H26ZM31 39V38H30ZM45 39H46V37H45ZM74 39H76V37L74 38ZM86 39V38H85ZM85 39H83V41H85ZM115 39H114V42H115ZM148 39V38H147ZM174 39V40H175ZM258 39V38H252V37H250L249 38V42L251 43V47L253 46H255L256 48L255 49H253L252 48V50H249L251 53H250V55L249 56H251L252 55V59L254 58V60H255V63L256 64H254L253 63V65H257L258 66V71L256 72V74H257V76H255L256 77V79L258 78V86H259V90H260V93H261V97L262 98H256V99H258L257 100V106H259L260 105V109L262 110V114L259 112V111H256V114H258V116L257 117H259L258 119L259 120H256V117L254 116V117H252L251 119L249 118L250 116L249 115H247L248 114V111H247V109L245 110V111H247V112H245V114L247 115V117H248V119L247 120H245V117H246V115L245 116H238L239 114H238V112L236 111V110H239V109H236L237 107L236 106H239V105H236L235 106V112L234 111H232V107H233V101H231V102H233V103H231L230 101V104L227 106V104H228V102L227 101H224L225 99H224V97H223V95H225L222 91H220V89L218 90L217 89V86L218 85H221V83H217V86H216V84H215V86H210V84L211 83H209V81L207 82H205L204 81V79H206L205 77H203L202 78V76L203 75H201L200 77L201 78H199V74H201V72L199 71V73L196 71V70H194V68L196 67V69H197V65H196V63H197V61H196V63H194V62H191L192 60H190V58L192 59L193 57H192V55H190L189 53V55L191 56L190 58H189V60H190V62H188V59H186L187 60V62L185 63L186 64V66H185V64H183V66H182V68L183 69H181V73L183 74V70H185V72H187V74H190L192 77H193V79H194V77H196L197 79L195 80L198 84H197V86L199 87V90H201L200 92H203V95L205 96V101H204V103H202L203 101L201 100V104H203L202 106H203V108H206V111H207V113H206V115H203V119H201V117L199 116V115H202V114H200V113H202V111L199 113V111L197 112V110H195V111H191V109L188 107L189 106V104H188V106H187V108H189L188 110H189V114H191L192 115V112H195L196 113V115L195 114H193V116L195 115V117H193L194 119H192V116H189V114L186 112L185 114H188V116H186V117H188L189 119L191 118L192 119V123L194 124V125H196V127H197V131L199 132V135H201L200 137H201V139L203 140L204 138H206L207 140H208V143L206 142L205 144H208V147L205 149L204 148V150H203V148H202V151H201V149H197V152L195 151V152H192L193 151V149H195V148H193V146H191L193 149H192V151L190 150V148L188 147V145H187V147L186 146H184V145H180L179 144V142L178 143H174L173 142V140H172V138H171V136L169 135V133L170 132H172V131H169L168 132V134L167 133H165V132H167V131H163L162 133H163V137L162 136H160V135H158V134H155L153 137H151V135H149V136H147L146 137V135H143V136H141V134L139 133L138 135L137 134H135L136 132V130L133 132V131H131L132 129V127L130 128V127H128V126H126V128L127 129H125V128H123V127H120V128H123V129H125V131L126 132H119L120 131V129H119V131H117L118 130V128H116L117 130H116V132L113 130V129H110V128H113L112 126L109 128L110 129V132H112V135L113 134H115V136H114V138H113V136L112 135H108L109 137H107V136H105V135H107V133H109V131L106 129V128H108L109 126H107V127H100L99 125V127L101 128H99L98 129V127L96 126L97 124H95L94 122V114H95V111L94 112H91L92 110H93V104H95V108H96V104H97V107H98V105H99V103H100V101H99V97L96 99L99 103H94L95 101L93 100V102H92V100H91V102L89 101L88 102V104L89 103H93V104H90V105H92V107H90V108H92V110H87L89 107H86L87 109H83L82 108V106L80 105V104H78V105H80L81 106V108L83 109H81V110H79V107H78V110L77 109H75L74 107H73V104H72V106L71 107H73V108H70L69 106L71 105L70 103L72 102V103H74L75 104V102H73V101H71V102H67L65 99V101L67 102V103H69L68 105L66 104V102L65 103H63V104H66V106H68V108L65 110V106L63 105V104H61V105H63L64 106V109L61 107V105L59 104V101H58V104L60 105V110H61V108H62V111H60V112H58V110L56 109H54V110H52V111H55V112H52V111H50L51 109L50 108H52L54 105L53 104H56V102H57V100H58V98H57V96H56V101H55V103H50V104H52V105H49V104H46L45 103V101H44V99H45V95L47 94H45V93H43V95H44V97H42V94H41V91H44L45 89H43L42 90V87H40V89L38 88L39 86V84L36 86L35 85V82L34 81H32V80H34V78H30V76H29V68L28 69H26V66H30V64H28V65H23L24 66V68L21 66V65H19V67L17 66V65H14L15 67H16V70H18V72L20 71V73H22V74H20L21 75V77H22V79H21V77H20V75L19 76H17L19 79H21V81H23L24 82V84H22V83H20L19 82V86L20 87H24V90H23V93H22V91H21V94L19 95V91H18V89H17V91H18V94H15L16 93V91H15V93H14V95H11L10 93H6L5 91V93L6 94H4L3 93V98H1V101H3V102H1V103H3V104H5V107L7 106L8 108H12V107H16L17 109H18V107L20 106V108H21V106H22V110L23 111H21L20 109V111H21V114H26V116L27 117H29V116H35V115H39V117L40 118H43L45 121H48V122H51V123H55V124H58L60 127H66V128H70L72 131H79L80 133H82V132H88V133H90L89 131H88V129H87V127H90V128H95V127H97L96 128V130L94 129V130H92V132L90 133V136H91V138L95 141V142H97V143H100L101 145H105V146H108V147H111V148H113V149H116V150H122V152H126L127 154H122L121 156H120V154L118 155L117 154V158L115 159V160H107L104 164L102 163V165H103V167H101L99 164L97 165L98 167H96V162H94L93 160H95V159H93V160H91L92 162L91 163H93V164H89V163H87V161H86V163L84 164V162H83V159H81V160H75L74 159V157L73 158H69V159H67V157H64V159H62V158H56L54 155H52L51 154V152H52V147L53 146H51L50 144L48 145V143H46V142H41L40 141V143H38L39 145H42L39 149H36V150H32L31 149V147H32V145H27V144H24V145H26V146H24L23 147V152H24V150L25 151H29L28 153L30 154H27V155H23L22 157H20L22 160H28V162H27V164L28 165H30L31 167L29 168V169H23V168H21L20 166H19V164H17L16 162V158H14L13 156L11 157L13 160H11L10 162V164H8V165H6V166H4V165H1L0 164V219L2 220L1 221V223L2 224H0V232H2V230H4V232L5 231H8V232H13L14 233V231H13V229H17V227H19L20 226V224H19V226H17V227H15L16 225H18V224H16V223H14L15 221H13V222H11V220H10V222H7V221H5L6 223H8V227H6L7 226V224L5 225L3 222V219H5V217H7L6 218V220L8 219V217H9V219L11 218L12 220H14V219H16V218H19L20 220L18 221V222H22V223H28V225H27V227L28 226H30L29 228H31L32 227V229L34 228V230H35V232H39L40 234L39 235H44V237L45 238H47L48 240L50 239V238H53L52 240H54V238L56 239V240H54V241H56V243L58 242V244L59 243H62V244H67L66 246H70V247H74V246H77V244L79 243L78 241V243L75 245H73V243H74V241H73V243H72V241H71V243L70 242H68L67 240H73L74 238H76V236L74 237L73 236V238H71V239H67V237L70 235V232H69V234H66V235H68V236H64V239H67V240H61L63 237H62V231L60 232L61 233V239H60V237H57L56 235H57V233H56V235L54 236L53 234H51V236H53V237H51V236H49V234L48 235H46V231L45 230H43V231H45V232H43V231H41V229L40 228H38L37 227V222H36V218L38 217L39 218V216H37L36 215V217H33V216H35V214H33V213H31V211H35L36 212V210H39V213H41L42 211H44V212H47V210H51V208L53 207V208H56V206L57 205H61V200H63L62 201V203L64 202V200H66V202H74V204H80L81 205V203L83 204V203H85V204H90V203H87V202H84V201H82V200H80V199H76V198H74V196L72 195V193L74 192V191H76V192H78V193H82V195H85V196H92V195H90L91 193V191H105V190H120V189H122L121 191L123 192V190H124V192H123V194L125 193V195H123V196H121V195H118V193L116 194L117 196H119V197H117V196H115V195H113V194H115V192H117V191H112V193L113 194H111V191L109 190V192H110V195L109 196H111V195H113L114 196V199H116V197H117V199H116V201H122V206H128L129 204H131V203H134V202H136V203H144V202H149V200H145L144 198H131V197H129V196H132V195H129V194H142V193H147V192H149L148 190H146V189H144V185L145 184H147L148 182H149V180L151 179H149V178H145V174L146 173H141L140 172V174H137L136 176L137 177H140L141 179H134L133 178V180L130 182L129 181V179H131L130 177H129V179H127L128 180V182H129V184H126V182L124 183L123 182V178L122 177H120V176H117L118 174H119V170H121V168L123 169V167L122 166H124V164H131V165H134V166H137V167H140V168H145V169H148V172H149V170H150V174H159L160 172H163V173H165V174H168V175H170L171 173H173L174 171V173H179L180 174V176L182 177H180V179L179 180H181V182L182 183H185L183 186H180V184H178L180 187H169L168 189H166V191L165 192H163L162 194H161V196H160V198H157V199H155V200H157V201H166L167 203L169 202V203H179L180 205L179 206H182V205H184L186 202H188V201H190L191 202V200L193 199V197L195 196V195H193V194H195V192L193 191L192 192V189L194 188L193 187V185H191V184H195L194 186L195 187H198L199 185H200V187H202V191H200V190H198V194H197V191L195 190V188H194V190L196 191V194H197V196H199V197H197V198H200L201 196L203 197V198H205L206 200H208V201H205V203H206V205H207V202H209L208 204H210V205H213L212 206V209H213V207H215V209H213V210H219V214H220V212H221V214H222V216H223V223L221 222L222 220V218H219V220H220V222L223 224H221L220 222H218L217 223V221L215 220V224L216 225H218L219 223L221 224H219V226H220V228H222V229H224V227L226 228V229H224V231L226 230V231H228V232H230V234H228V235H230V236H227V238L228 237H232V239L233 240H231V239H227V243H226V240L225 239H223V238H221V239H223L225 242L223 243L222 241L220 242V237H219V239H215L216 237H217V235H215L216 233V231H215V228H216V225L214 226V225H212V227H210V228H213V227H215L214 229H212V231L214 230V236H216L214 239H215V241L217 242V240H219L218 242H220V243H222V244H224L225 245V243L226 244H228L229 245V243L230 244H232V245H234V247H235V249L236 250H234V251H232V249H231V251H232V253H231V255L233 254L234 255V253L236 252V251H238V254H240V258L242 257V260L241 259H239V258H237V260H239V262L237 261V263L235 262L236 261V259H234L235 261L233 262V259H229V260H227L228 259V257L229 256H226L227 257V259H226V257H225V260L227 261H223V262H225L226 264H264V241L261 239L264 235V233H262V235L260 234V232H258V231H256V230H258L257 228H258V226H257V228L255 229V227L252 225L253 223L255 224V222L257 223V219H258V221L259 220H262V217H264V216H262V215H258L259 217L261 216V218L259 219V218H257V219H255L254 217H257V216H254V214L253 213H248L247 212V214H245V212L244 211H247V210H250V208H252V205H253V202L255 201L256 202V200H255V198L257 197V198H259V202L260 201H263L264 200V197H263V195H261V197H263L262 198V200H261V198H260V195H259V193L260 194H262L263 193V190H262V188L260 189V191H259V189L258 188H256L257 186L256 185H260V182L259 181H261L262 179L260 178L261 176H259V179H261V180H255V173H254V171L253 170H255V168L253 169V167L251 168V166H253L255 163H257L259 166H260V162L262 163V161L264 160V159H262L260 156H259V159H260V162L258 163V160H257V158H258V154L259 153H261L262 151L260 150V151H257V150H255V149H257V147L255 148V149H253L252 150V153L250 154L249 153V151H245V150H247L246 148H243V147H245V145L244 144H246V147H248L249 149L250 148H252L253 147V144H254V142H253V139H254V141L256 140L257 142H259V146H264V136L262 135V133H261V131H263L264 132V125L262 126V128H261V122H262V119H264V44L262 43V42H260V39H258V41H256V40ZM4 40V39H3ZM29 40V39H28ZM55 40V39H54ZM59 40V39H58ZM65 40V39H64ZM66 40H68V39H66ZM71 40H73V39H71ZM77 40V39H76ZM75 40V41H76ZM103 40H104V43L107 41V42H109V43H111V44H109V43H107V44H109L108 46H107V44H104L103 43ZM120 40V41H119ZM143 40V39H142ZM141 40V41H142ZM149 40V39H148ZM154 40V39H153ZM152 40V41H153ZM173 40V41H174ZM180 40V39H179ZM7 41V40H6ZM6 41L4 42V41H2L4 44L6 43ZM10 41H13V39L12 40H10ZM48 41V40H47ZM75 41H73V42H75ZM116 41V42H117ZM150 41V40H149ZM148 41V42H149ZM165 41V40H164ZM168 41V40H167ZM170 41V40H169ZM182 41V40H181ZM186 42H187V40H185ZM188 41H190V40H188ZM1 42V43H2ZM14 42H16V41H14ZM21 42V41H20ZM25 42V41H24ZM54 42V41H53ZM56 42H57V44H59L58 43V41L56 40ZM60 42V41H59ZM66 42V41H65ZM72 42V41H71ZM77 42V41H76ZM80 42H82L81 40H80ZM138 42V43H137ZM171 42V45H172V41H170ZM183 42V41H182ZM2 43V44H3ZM26 43V42H25ZM28 43V42H27ZM41 43V42H40ZM48 43H49V41H48ZM69 43H70V41H69ZM122 43V44H121ZM135 43L137 44V45H135ZM157 43V42H156ZM175 43V42H174ZM176 43H178V44H180V42H176ZM23 44V43H22ZM29 44V43H28ZM45 44H47V43H45ZM62 44H64V43H62ZM72 44H74V43H72ZM76 44V43H75ZM80 43L78 42V45H79ZM89 44V45H88ZM115 44V43H114ZM151 44V43H150ZM150 44H148V46L150 47ZM161 44V43H160ZM164 44V43H163ZM167 44H169L170 45V43H168L167 42ZM187 44V43H186ZM185 44V45H186ZM204 44V43H203ZM10 45V44H9ZM12 45H13V43H12ZM20 45V44H19ZM41 45H42V43H41ZM53 45V44H52ZM54 45H56V44H54ZM70 45V44H69ZM119 45V46H120ZM135 45V46H134ZM146 45H147V43H146ZM152 45H154V44H152ZM168 45V46H169ZM175 45H177V44H175ZM183 45V44H182ZM3 46V45H2ZM6 46V48L8 49V47H7V45H5ZM22 46V45H21ZM20 46V47H21ZM29 46V45H28ZM27 46V47H28ZM60 46H61V44H60ZM76 46V45H75ZM135 48H134V47ZM168 46H167V48H168ZM177 46H179V45H177ZM187 46V45H186ZM19 47V50L21 49ZM24 47V46H23ZM26 47V48H27ZM40 47V46H39ZM47 47V46H46ZM45 47V48H46ZM63 47V46H62ZM65 47V46H64ZM67 47H69V49H71V47L70 46H67ZM73 47H74V45H73ZM84 47V48H85ZM113 47V48H112ZM152 47V46H151ZM157 48H154L155 49V51H156V49H159L160 47H158V46H156ZM172 47H174V48H177V47H175V46H172ZM169 48V49H174V48ZM250 47V46H249ZM1 48V47H0ZM10 48H12L11 46H10ZM14 48V47H13ZM16 48V47H15ZM18 48V47H17ZM25 48V47H24ZM44 48V47H43ZM43 48L41 49V50H43ZM44 48V49H45ZM49 48H50V46H49ZM52 48V47H51ZM78 48V47H77ZM81 48V47H80ZM125 48V49H124ZM198 48V47H197ZM196 48V50H198V49H200V48H198L197 49ZM5 49V48H4ZM30 49V48H29ZM29 49H28V51H29ZM32 49V48H31ZM63 49H65V48H63ZM131 51H130V50ZM149 49V48H148ZM162 49V48H161ZM167 50V51H170V50ZM187 49V48H186ZM203 49V48H202ZM250 49V48H249ZM258 50L259 52H255L254 50ZM36 50H38V48H36ZM54 50L55 49H53V51L52 52H54ZM59 50H61V49H59ZM68 49H65V51H67ZM122 50V49H121ZM120 50V51H121ZM175 50V49H174ZM189 50V49H188ZM192 50H194V49H192ZM4 51V50H3ZM15 52H17L16 50H14ZM21 51V50H20ZM22 51H23V49H22ZM39 51V50H38ZM38 51H36V53H38ZM48 52H50L49 51V49L47 50ZM64 51V50H63ZM159 51V50H158ZM179 49L177 50V52L179 53ZM184 51V50H183ZM182 51V52H183ZM203 51V50H202ZM201 51V52H202ZM1 52V51H0ZM11 52V51H10ZM24 52H27L26 50L24 51ZM30 52V51H29ZM45 52V50L44 51H42L41 53L43 54ZM58 52V51H57ZM57 52H54V53H56V56H55V59H56V57H57ZM68 52V51H67ZM70 53H71V50L69 51ZM171 52H172V50H171ZM170 52V53H171ZM175 52V51H174ZM181 52V53H182ZM196 52V51H195ZM3 53V52H2ZM7 53H9V52H7ZM33 53H35L34 51H33ZM35 53V54H36ZM47 53V52H46ZM46 53H44L43 55L44 56H42V57H46V58H48V60H50L51 59V57H53L54 56V53H52L53 55H51L50 53H47V54H49L48 56L50 57H48L47 55H46ZM61 53V52H60ZM69 53V54H70ZM157 53H159V52H157ZM156 53V54H157ZM164 53V52H163ZM176 53V52H175ZM178 53H176V55L178 54ZM186 53V52H185ZM191 53H192V51H191ZM256 53V54H255ZM18 54V53H17ZM21 54V53H20ZM23 54V53H22ZM28 54V53H27ZM32 54V53H31ZM68 54V53H67ZM167 54V53H166ZM174 54V53H173ZM198 54V53H197ZM208 54V53H207ZM248 54H249V52H248ZM6 55V54H5ZM13 55H14V53H13ZM16 55V54H15ZM19 55V54H18ZM30 55V54H29ZM28 55V56H29ZM60 55V58H61V56H63L62 54H59ZM58 55V56H59ZM65 55V54H64ZM71 55V54H70ZM161 55V54H160ZM159 55V56H160ZM169 55V54H168ZM178 55H180V54H178ZM181 55H183V53L181 54ZM188 55V56H189ZM193 55H194V57H195V55L196 54H194L193 53ZM201 55V54H200ZM199 55V56H200ZM210 55V54H209ZM11 56V55H10ZM17 56V55H16ZM28 56H26V57H28ZM38 56V58H41V56H40V53H39V55H37ZM40 56V57H39ZM67 56V55H66ZM69 56V55H68ZM67 56V57H68ZM84 56V58H82ZM119 56V55H118ZM164 56H165V54H164ZM4 57V56H3ZM23 57V56H22ZM24 57H25V55H24ZM65 57V56H64ZM170 57V56H169ZM198 57V56H197ZM210 57V56H209ZM208 57V58H209ZM247 57V56H246ZM13 58V57H12ZM35 58V57H34ZM46 58H42L43 59V62H46V61H48V60H46ZM101 58V59H100ZM160 58V59H159ZM173 58V57H172ZM177 58H180V56L178 57L177 56ZM181 58L182 59H184V57H182L181 56ZM180 58V61L182 60ZM196 58V57H195ZM200 58H202V57H199V59ZM204 58V57H203ZM202 58V59H203ZM1 59V58H0ZM5 59V58H4ZM3 59V60H4ZM9 59V58H8ZM21 59V58H20ZM22 59H24V58H22ZM26 59H29V58H26ZM33 59V58H32ZM37 59V58H36ZM35 59V61L37 62V60ZM42 59H41V62H42ZM54 59V60H55ZM57 59H58V57H57ZM68 59V58H67ZM132 59V60H131ZM165 59H167L166 57H165ZM164 59V60H165ZM171 59V58H170ZM174 59V58H173ZM205 59V58H204ZM247 59V58H246ZM248 59H249V57H248ZM30 60V59H29ZM34 60V59H33ZM46 60V61H45ZM54 60H53V63H54ZM59 60H61V59H59ZM63 60V59H62ZM64 60H66L65 58H64ZM63 60V61H64ZM101 60V61H100ZM113 60H115V61H113ZM152 61V63H149L148 64V61L149 62H151ZM176 60V59H175ZM185 60V59H184ZM184 60H182V61H184ZM185 60V61H186ZM198 60V59H197ZM211 60H213L212 59V57H211ZM253 60V61H254ZM12 61V60H11ZM16 61V60H15ZM24 61V60H23ZM31 62H32V60H30ZM34 61V62H35ZM56 61V60H55ZM85 61H86V59H85ZM111 61H113V63H110ZM180 62L181 64L183 63V62ZM203 61H205V60H203ZM202 60H201V62H203ZM1 62V61H0ZM3 62H5V61H3ZM18 62V61H17ZM59 62V61H58ZM58 62H56V64L58 63ZM65 62V61H64ZM64 62H63V65H64ZM67 64L69 65V63H70V61H68L67 60ZM162 62V61H161ZM165 62V61H164ZM162 63V64H165V63ZM250 62H252V61H250ZM6 63V62H5ZM20 63V62H19ZM28 63V62H27ZM39 63H40V61H39ZM53 63H52V60L49 62V65L54 69L55 68V66L53 65ZM66 63V62H65ZM128 63H130V64H128ZM178 63V62H177ZM191 63H193V64H191ZM203 63H205V62H203ZM203 63H200V64H203ZM209 63V62H208ZM212 63V62H211ZM210 63V66L213 64H211ZM1 64H2V62H1ZM9 64H11V63H9ZM12 64H14V62H12ZM21 64V63H20ZM35 64V63H34ZM41 64H43V63H41ZM67 64H65V66L67 65ZM74 64V63H73ZM72 64V65H73ZM132 64V65H131ZM150 64H153L152 66L150 65ZM162 64H161V66H162ZM198 64H199V60H198ZM206 64V63H205ZM48 65V67H50ZM62 65V64H61ZM75 65V64H74ZM81 65V64H80ZM168 65H170V64H168ZM172 65V64H171ZM208 65V64H207ZM12 66V65H11ZM37 66V65H36ZM54 66V67H53ZM71 66V64L69 65V67ZM82 66H83V64H82ZM83 66V67H84ZM112 66H113V68H112ZM119 69L118 71H119V73H123V71L122 70H124L125 72V74H123V76L121 77L120 76V74H118L119 76L118 77H121V80L116 76V74H117V70H115L116 69V67ZM132 66V67H131ZM136 67V69H134L133 70V68L134 67ZM154 66V67H153ZM166 66H167V62H166ZM176 66V65H175ZM181 66V65H180ZM202 66V65H201ZM209 66V65H208ZM215 66V65H214ZM213 66V67H214ZM8 67V65L6 66V68ZM61 68H64V69H66L65 67H62V66H60ZM60 67L58 68V69H60ZM114 67H115V69H114ZM163 67H165V65H163ZM169 67V66H168ZM192 67H194V68H192ZM255 67V66H254ZM11 68V67H10ZM13 68V67H12ZM42 68V67H41ZM46 68H47V66H46ZM45 68V69H46ZM51 68V69H52ZM68 68V67H67ZM71 68V67H70ZM86 68V67H85ZM84 68V69H85ZM132 68V69H131ZM174 68H176V67H174ZM178 68V67H177ZM202 68H204L205 69V67H199V69L202 71ZM209 68V67H208ZM217 68V67H216ZM32 69V68H31ZM31 69H30V71H31ZM48 69V68H47ZM46 69V70H47ZM56 69V68H55ZM58 69H56L57 71H58ZM75 69V68H74ZM80 69V68H79ZM159 69H162V70H159ZM212 69V68H211ZM3 70H5V68L3 69ZM14 70V69H13ZM16 70H14V71H16ZM50 70V69H49ZM61 70V69H60ZM67 70V69H66ZM72 70H73V68H72ZM81 70V69H80ZM83 70V69H82ZM92 70V69H91ZM130 70L132 71V72H135L136 70V72H140L139 74H141V75H143V78H144V84H142L143 82H141V80L143 81V79H141L140 77H139V75H138V73L135 75L136 77L135 78H132L133 77V75L134 74H132L131 72H130ZM140 70V71H139ZM164 70H166V73L164 74V76H163V74H162V72L164 73ZM198 70V69H197ZM216 70V69H215ZM218 70V69H217ZM253 70H254V68H253ZM2 71V70H1ZM7 71H9V69H7ZM7 71H6V73H7ZM40 71V70H39ZM54 71V70H53ZM68 71V70H67ZM87 72L89 71L90 72V70H86ZM85 71V72H86ZM95 70L93 69V72H94ZM120 71H122V72H120ZM162 71V72H161ZM177 71H178V69H177ZM180 71V70H179ZM178 71V72H179ZM183 71V72H182ZM205 72H206V70H204ZM209 71V70H208ZM212 71H214V70H212ZM5 72V71H4ZM10 72H12V71H10ZM32 72H34V71H32ZM31 72V73H32ZM43 72H46V73H43ZM43 72H40V74L41 73H43L42 75L44 76V74H45V77H47L46 76V74H49V73H47V71H45V70H43ZM82 72V71H81ZM84 72V71H83ZM135 72V73H136ZM204 72V73H205ZM211 72V71H210ZM215 72V71H214ZM222 72V71H221ZM5 73V74H6ZM14 73V72H13ZM13 73L11 74V75H13ZM16 73V72H15ZM39 73V72H38ZM51 73V72H50ZM53 73V72H52ZM116 73V74H115ZM173 73V74H174ZM203 73V74H204ZM218 73V72H217ZM19 74V73H18ZM17 74V75H18ZM40 74H38V76L40 75ZM55 74V73H54ZM73 74H75V73H73ZM77 74V73H76ZM79 74V73H78ZM77 74V75H78ZM82 74V73H81ZM89 74V73H88ZM95 74H97V73H95ZM94 74V75H95ZM166 74L168 75V77H166ZM185 74V73H184ZM186 74V75H187ZM206 74V77L208 76V73H205ZM204 74V75H205ZM213 74V73H212ZM212 74H210V76H212ZM216 74V73H215ZM255 74V73H254ZM0 75H2V73H0ZM4 75V74H3ZM10 75V76H11ZM23 75V76H22ZM31 75V74H30ZM56 75H58V73L56 72ZM62 75V74H61ZM72 75V74H71ZM70 75V76H71ZM84 75V74H83ZM83 75H81V80H82V76ZM92 75V74H91ZM122 75V74H121ZM198 75V76H197ZM217 75V74H216ZM215 75V77H217ZM221 75V74H220ZM6 76V75H5ZM35 75H33L32 77H34ZM37 76V77H38ZM41 76V75H40ZM39 76V77H40ZM51 76H52V74H51ZM50 76V77H51ZM63 76V75H62ZM89 76V75H88ZM97 76V75H96ZM96 76H94V77H96ZM98 76L96 77V78H98ZM132 76V77H131ZM169 76L170 77H173L172 78V80H169ZM189 76V75H188ZM187 76V77H188ZM191 76L189 77V79L191 78ZM7 77V76H6ZM12 77H14V76H12ZM44 77V78H45ZM49 76H48V78H50ZM61 77V76H60ZM59 77V78H60ZM90 77H93V76H90ZM215 77L213 76L212 78V80H214L215 79ZM220 77V76H219ZM41 78H42V76H41ZM53 79H54V77H52ZM61 78H63V77H61ZM64 78L66 79V77H65V75H64ZM87 78V77H86ZM95 78V80H97ZM218 78V77H217ZM0 79H1V77H0ZM7 79V78H6ZM9 79V78H8ZM32 79V80H31ZM45 79H47V78H45ZM57 79H58V77H57ZM57 79H55L56 81L54 82V85L56 84V82H57ZM65 79H63V81L65 80ZM70 79V78H69ZM72 79V78H71ZM74 79H76V78H74ZM78 79V78H77ZM90 79V78H89ZM92 79V78H91ZM122 79H124V80H122ZM141 79V80H140ZM171 79V78H170ZM178 79V80H179ZM219 79H221V78H219ZM218 79V80H219ZM36 80V79H35ZM42 80H44V79H42ZM42 80L39 78V82L41 81L42 82ZM48 80V79H47ZM50 80V79H49ZM48 80V81H49ZM59 80V79H58ZM67 80V79H66ZM65 80V81H66ZM84 80V79H83ZM88 80V79H87ZM127 80V81H128ZM168 80H169V83L171 84V82H172V84H173V82H174V84L173 85H180V86H177L176 88H175V86H174V89L177 91H175L174 89H172V87H173V85L171 86V85H169V83H167L168 82ZM207 80H210V77H209V79L207 78ZM211 80V81H212ZM222 80V79H221ZM13 81H15V80H13ZM48 81H46L47 83H52V82H48ZM51 81V80H50ZM88 81H90V80H88ZM98 81H100V80H98ZM98 81H97V85L99 84L98 83ZM187 81V80H186ZM217 80H215V82H216ZM3 81H1V83H2ZM4 82H7L6 80L4 81ZM9 82V81H8ZM7 82V83H8ZM33 82H34V84H33ZM38 82V83H39ZM45 82V80H44V82L43 83H46ZM69 82V81H68ZM68 82H66L67 84H68ZM79 82V81H78ZM81 82V81H80ZM79 82V83H80ZM96 82V81H95ZM219 82V81H218ZM47 83H46V85H47ZM60 84H61V82H59ZM75 83V82H74ZM78 83V84H79ZM84 83V82H83ZM86 83V82H85ZM123 83V84H122ZM126 83V82H125ZM256 83V84H257ZM17 84H18V82H17ZM48 84V85H49ZM57 84H58V82H57ZM67 84H66V86H67ZM71 83H69V85H70ZM77 84V83H76ZM75 84V85H76ZM89 83H87V85H88ZM95 84V83H94ZM128 84V83H127ZM188 84L189 83H187V86H188ZM255 84V85H256ZM3 84H1L0 86H2ZM8 85H9V83H8ZM16 85V84H15ZM23 85V86H22ZM40 85H42V83L40 84ZM44 85V88H46L45 87V84H43ZM53 84H52V86H54ZM63 85V84H62ZM84 85V84H83ZM96 85V84H95ZM96 85V86H97ZM106 85H105V87H106ZM222 85H224L223 83H222ZM222 85H221V87H222ZM19 86H17V87H19ZM50 86V85H49ZM56 86V85H55ZM53 87L54 89L55 88H57V87ZM72 86H73V84H72ZM71 86V87H72ZM81 86V85H80ZM101 86V85H100ZM124 86V87H125ZM128 86H131V87H129V88H131L132 89V85H128ZM134 87H136V89H138L137 88V86L136 85H133ZM160 87L159 89H161L160 90V92L163 90V88L165 89V88H169L167 91V93L166 92H164V95H165V93H166V95L168 96V98H166L165 96H163V95H161V94H163V92H158L159 91V89L157 90L155 87ZM171 86V87H170ZM10 87V86H9ZM65 87V86H64ZM85 87V86H84ZM98 87V86H97ZM102 87H103V89L105 90L106 88H104V84L102 85ZM133 87V88H134ZM157 87V88H158ZM198 87H197V89H198ZM4 88V87H3ZM8 88V87H7ZM12 89H13V87H11ZM15 88V87H14ZM47 88H49V87H47ZM61 88V87H60ZM72 88H74V87H72ZM96 88V87H95ZM128 88V89H129ZM140 89V95H139V97L141 96V88H144V87H139ZM180 88H181V90H180ZM188 88V87H187ZM186 88V89H187ZM223 88H224V86H223ZM226 88H228V87H226ZM50 89V88H49ZM67 89V88H66ZM97 89V88H96ZM100 89H102V88H100ZM102 89V90H103ZM131 89H129L128 91L130 92V90ZM146 89L144 88L143 90L144 91H142V92H145L146 91ZM179 89V90H178ZM212 90L211 92L213 93V95L212 96H210L211 94H210V92H209V94L210 95H208V92H207V94H206V91H208V90ZM222 89V88H221ZM233 89V88H232ZM258 89V88H257ZM41 90V91H40ZM51 90V89H50ZM57 90V89H56ZM59 90H61V89H58L57 91H59ZM65 90V89H64ZM68 90H69V88H68ZM72 90H74V89H72ZM72 90H70L71 92H72ZM93 91H94V89H92ZM98 90V89H97ZM138 90V91H139ZM194 90H195V87H194ZM193 90V91H194ZM223 90V89H222ZM228 91H229V89H227ZM8 91H10V90H8ZM49 91V90H48ZM54 91V90H53ZM62 91H63V89H62ZM69 91V92H70ZM99 91V90H98ZM106 91V90H105ZM132 91V90H131ZM134 91H136V92H138L137 90H134ZM150 91V92H149ZM151 91H153L152 93H151ZM226 91V90H225ZM224 91V92H225ZM228 91H226V92H228ZM0 92H1V89H0ZM45 92V91H44ZM47 92V91H46ZM60 92V91H59ZM65 92V91H64ZM129 92H128V94H129ZM136 92H134L135 94H137ZM143 93V94H148V93ZM170 92V94H168ZM195 92V91H194ZM193 92V93H194ZM222 92V93H221ZM68 93V92H67ZM84 93V92H83ZM95 93V92H94ZM105 93V92H104ZM103 93V94H104ZM106 93H108V92H106ZM111 93V92H110ZM131 93H133V92H130V94ZM134 93L132 94V95H134ZM199 93V92H198ZM256 93V92H255ZM259 93V94H260ZM23 94H26L25 96L23 95ZM51 94V93H50ZM57 94H59V93H57ZM61 94V93H60ZM64 94V93H63ZM87 94V93H86ZM92 94V93H91ZM113 94V95H114ZM142 94V96H144ZM195 94V93H194ZM194 94H192L193 96H191V99H192V97L194 98ZM223 94V95H222ZM1 95H2V93H1ZM0 95V96H1ZM102 95V94H101ZM105 95V94H104ZM117 95V94H116ZM115 95V96H116ZM120 95V96H121ZM127 95V94H126ZM202 95V94H201ZM229 96H230V93L228 94ZM228 95H225L226 96V98H228L227 96ZM233 95V94H232ZM246 95V94H245ZM257 95V94H256ZM47 96H49L48 94L46 95V98H47ZM59 96H61V95H59ZM79 96H84V95H79ZM106 96V95H105ZM108 97L110 96V95H107ZM106 96V97H107ZM112 96V95H111ZM110 96V97H111ZM136 96V95H135ZM148 96V95H147ZM149 96V98H151ZM161 96H162V98H161ZM203 96V97H204ZM247 96V95H246ZM258 96H260V95H258ZM51 97V96H50ZM69 97V96H68ZM68 97H67V99H68ZM78 97V96H77ZM102 97V96H101ZM104 98V99H106L107 100V98ZM117 97V96H116ZM115 97V98H116ZM138 97V96H137ZM198 97V96H197ZM197 97L195 96V98L197 99ZM201 97V96H200ZM238 97V96H237ZM237 97H234L235 99H238ZM44 98V99H43ZM79 98V97H78ZM78 98H76L77 100H79ZM96 98V97H95ZM94 98V99H95ZM131 98V97H130ZM134 98V97H133ZM146 98V97H145ZM170 98H171V100H170ZM195 98H194V101H196L195 100ZM231 98V97H230ZM242 98V97H241ZM247 98V97H246ZM255 98V97H254ZM51 99H52V97H51ZM53 99H55V97L53 98ZM60 99V98H59ZM69 99H70V97H69ZM118 99V98H117ZM121 99V98H120ZM120 99H119V101L118 102H120ZM124 99H125V97H124ZM141 99V98H140ZM140 99H136V101H138V100H140ZM167 99V100H166ZM169 99V100H168ZM176 101L177 100V103L174 101V100ZM232 99H233V97H232ZM234 99V101H236ZM46 100V99H45ZM63 100V99H62ZM71 100H72V98H71ZM83 100V99H82ZM89 100V99H88ZM105 100V101H106ZM108 100H109V98H108ZM147 100V99H146ZM151 100V99H150ZM197 100H199V97H198V99ZM227 100H229V99H227ZM240 100V99H239ZM238 100V101H239ZM247 100V99H246ZM80 101H81V99H80ZM104 101V102H105ZM109 101H111V100H109ZM109 101H107V103L109 102ZM114 101V100H113ZM152 102H155V101H153V100H151ZM150 101V103H152ZM244 101V100H243ZM60 102H61V100H60ZM79 102V101H78ZM84 102V101H83ZM116 102H117V100H116ZM127 102H129V101H127ZM131 102V101H130ZM139 102V101H138ZM138 102H135V103H137L138 104ZM145 102V101H144ZM167 102V103H168ZM183 102H181V103H183ZM227 102V103H226ZM240 102V101H239ZM242 102V101H241ZM248 102H249V98H248ZM48 103V102H47ZM82 105L84 104V103H86V101L84 102V103H82V101L80 102ZM106 103V102H105ZM122 103V102H121ZM121 103H119L120 105H123V104H121ZM139 103H142V101L141 102H139ZM148 103V102H147ZM162 103H164V102H162ZM162 103L160 104V105H162ZM256 103V102H255ZM57 104V105H58ZM87 104V105H88ZM108 104H110L111 106H112V104L111 103H108ZM117 104V103H116ZM119 104H118V106H119ZM133 104V103H132ZM165 104V103H164ZM184 104H186V103H184ZM184 104H182L183 105V107L184 108H186V106L184 105ZM236 103H234V105H235ZM243 103H241V105H242ZM249 104V103H248ZM247 104V105H248ZM254 104V103H253ZM56 105V106H57ZM89 105V106H90ZM105 105V104H104ZM107 105V104H106ZM110 105H108V106H110ZM130 105H131V103H130ZM136 105V104H135ZM139 105V104H138ZM140 105H142V104H140ZM139 105V106H140ZM144 105H146V102H145V104H143V107H148V104H147V106H144ZM155 105H153L154 107H155ZM159 105V106H160ZM167 105V104H166ZM182 105H180V106H182ZM230 105H231V108H229L230 107ZM244 105V104H243ZM256 105V104H255ZM18 106V107H17ZM55 106V107H56ZM86 106V105H85ZM151 106V105H150ZM150 106L148 107V109L150 108ZM152 106V107H153ZM169 106H167L168 108H169ZM180 106H178V107H180ZM197 106H198V108H197ZM201 106V107H202ZM59 106H57V108H58ZM84 107V106H83ZM107 107V106H106ZM123 107V106H122ZM153 107V108H154ZM163 107H165L164 105L163 106H160V107H156V109H158L159 110V108H160V110L161 111H163V110H165ZM242 107V106H241ZM240 107V108H241ZM245 107V106H244ZM244 107H242V108H244ZM246 107H248V106H246ZM245 107V108H246ZM7 108V109H8ZM16 108L14 109V110H16ZM85 108V107H84ZM100 108H102V107H100ZM100 108H99V110H100ZM136 108V106L133 108V110H136L135 109ZM138 108H140V107H138ZM145 108V109H146ZM163 110H162V109ZM182 108V107H181ZM181 108L180 109H178V110H180V112H181ZM184 108H182V110L184 109ZM241 108V109H242ZM255 108V107H254ZM254 108H252V111L254 110ZM47 109H50V110H47ZM103 109H106V108H103ZM129 109V108H128ZM144 109V108H143ZM150 109H152V108H150ZM155 109V108H154ZM199 109H202V108H199ZM198 109V110H199ZM228 109H229V111H232L233 112V114H232V112H229L228 111ZM231 109V110H230ZM240 109V110H241ZM256 109L257 110H259L257 107H256ZM44 112V110H45V112L44 113H42V111ZM99 110H97L98 112H99ZM131 110V109H130ZM138 110V109H137ZM147 110V109H146ZM146 110L145 111H143V112H145L146 113ZM187 110V109H186ZM203 110V109H202ZM205 110V109H204ZM203 110V113H205V111ZM234 110V109H233ZM243 110V109H242ZM241 110V112H243L244 113V110L242 111ZM40 111H41V113H40ZM57 111V112H56ZM88 111V112H87ZM101 111V110H100ZM140 111H141V109H140ZM148 111V110H147ZM152 111V110H151ZM150 111V112H151ZM190 111H191V113H190ZM102 112V111H101ZM104 112V111H103ZM176 112H177V110H176ZM179 112V113H180ZM251 112V111H250ZM249 112V113H250ZM258 112V113H257ZM90 113H94L93 115H92V119H90L91 118V114ZM140 113V112H139ZM139 113L137 114V115H139ZM148 113V112H147ZM164 113H166L167 115H166V117L167 116H169L168 114V112H166V110H165V112ZM235 113H237V115H235ZM260 113V114H259ZM181 114V113H180ZM182 114H183V111H182ZM181 114V115H182ZM96 115V114H95ZM241 115V114H240ZM252 115V114H251ZM97 116V115H96ZM95 116V117H96ZM98 116H100V114L98 113ZM141 116H143L144 117V115H142L141 114ZM182 116H185V115H182ZM206 116V117H205ZM236 116H238V117H241V118H239L238 119V117H236ZM155 117H156V115H155ZM99 118V117H98ZM153 118V117H152ZM205 118H206V120H205ZM242 118H244V119H242ZM39 119V118H38ZM168 119H169V117H168ZM168 119H166V121L168 120ZM92 120V121H91ZM244 120V121H243ZM10 121H11V119H10ZM172 121V120H171ZM171 121H169V122H171ZM176 121V120H175ZM202 121H204L203 122V125L201 124L202 123ZM261 121V122H260ZM6 122V121H5ZM47 122V123H48ZM116 122V121H115ZM123 122H125V120L123 121ZM148 122V121H147ZM168 122V121H167ZM153 123V122H152ZM262 123H264V122H262ZM6 124V123H5ZM126 124V123H125ZM156 124V123H155ZM169 124V123H168ZM172 124H173V122H172ZM204 124H206L207 126H206V128H205V125ZM1 125V124H0ZM117 125V124H116ZM116 125H115V127H116ZM121 125V124H120ZM119 125V126H120ZM13 126V125H12ZM11 125H9V127H12ZM15 126V125H14ZM101 126H103V125H101ZM153 127V130L151 131V132H156L157 131V129H156V125H152ZM204 126V127H203ZM1 127V126H0ZM5 127V126H4ZM158 127V126H157ZM223 127V128H222ZM6 129H8V130H10L9 128H7V127H5ZM5 128H4V132H5ZM14 128V127H13ZM98 129V130H97ZM115 129V128H114ZM129 129H131V130H129ZM223 129V130H222ZM1 131H2V129H0ZM12 130V129H11ZM15 130V129H14ZM111 130H113V131H111ZM142 129H140L139 131H141ZM224 130H226L227 131V135H226V131H224ZM0 131V132H1ZM7 131V130H6ZM13 131V130H12ZM97 132V131H99V132H97V133H95V132ZM100 131H101V133H100ZM122 131H124V130H122ZM143 131V130H142ZM145 131V130H144ZM143 131V132H144ZM10 132V131H9ZM115 132V133H114ZM133 132V133H132ZM158 132V131H157ZM145 133V132H144ZM144 133H142V134H144ZM161 133V134H162ZM25 134H27V133H25ZM110 134V133H109ZM173 134V133H172ZM6 135V134H5ZM30 135V134H29ZM28 135V136H29ZM36 135V134H35ZM116 135L118 136V137H116ZM199 135H198V138H199ZM3 136V135H2ZM12 136V135H11ZM174 136V135H173ZM4 137V136H3ZM6 137V136H5ZM17 137V136H16ZM42 137H43V135H42ZM41 137V138H42ZM55 137V136H54ZM116 137V138H115ZM151 139H150V138ZM19 138V137H18ZM26 138H27V136H26ZM111 138H112V140L113 139H117V138H120V140H111ZM149 138V140L147 141V139ZM50 139V138H49ZM166 140L165 142L163 141V140ZM205 139V140H206ZM167 140H168V142H167ZM178 140H179V138H178ZM177 140V141H178ZM4 141H6V140H4ZM147 141V142H146ZM200 141V140H199ZM7 142V141H6ZM5 142V143H6ZM51 142V141H50ZM184 142V141H183ZM188 142V141H187ZM190 142V141H189ZM205 141H203V143H204ZM3 143V142H2ZM182 143V142H181ZM202 143V142H201ZM200 143V144H201ZM202 143V144H203ZM34 144V143H33ZM55 144L56 145H58L56 142H55ZM59 144H61V143H59ZM192 144V143H191ZM199 144V143H198ZM3 145H4V143H3ZM6 146L8 145L9 147V150H10V148H11V150H10V152L12 151V149L13 148H15L14 146H12L11 144H5ZM255 145V144H254ZM60 146V145H59ZM66 146V145H65ZM69 146H71V144L69 145ZM73 146V145H72ZM79 146V145H78ZM77 146V147H78ZM197 146V145H196ZM204 146V145H203ZM243 146V147H242ZM258 146V147H259ZM38 147V146H37ZM58 147V146H57ZM76 147V146H75ZM200 147V146H199ZM198 147V148H199ZM205 147H206V145H205ZM19 148V147H18ZM35 148V147H34ZM56 148V147H55ZM54 148V149H55ZM80 148V147H79ZM201 148V147H200ZM254 148V147H253ZM264 148V147H263ZM16 149H17V147H16ZM58 148H56V151H60V149H61V151H63V154L65 155H67V153H64V152H66L67 150H65V149H62V147L61 148H59L58 150H57ZM71 149V148H70ZM245 149V150H244ZM248 149V150H249ZM262 149V148H261ZM43 150H45V152H42V153H39V151H43ZM50 150H51V152H50ZM77 150H79V149H77ZM81 150V149H80ZM86 150V149H85ZM104 150V149H103ZM196 150V149H195ZM200 150V151H199ZM251 150V149H250ZM259 150V149H258ZM14 151V150H13ZM16 151V150H15ZM21 151V150H20ZM54 151V150H53ZM75 151H76V149H75ZM112 150H110V152H111ZM115 151V150H114ZM132 151H133V154H132ZM7 152H9V151H7ZM22 152V153H23ZM37 152V153H36ZM82 152V151H81ZM83 152H87V150L86 151H83ZM116 152V151H115ZM134 152L136 153V154H139V156L142 154H146L147 155V157H145V158H143L144 160H143V162H138V161H136V162H133V161H131L130 159H129V157H131V156H136V157H139L138 155H136V154H134ZM25 153H27V152H25ZM24 153V154H25ZM32 153V154H31ZM34 153V154H33ZM56 154H57V152H55ZM60 153V152H59ZM78 153V152H77ZM80 153V152H79ZM245 153H247V154H245ZM17 154H19V153H17ZM16 154V155H17ZM55 154V155H56ZM68 154L70 155V153L68 152ZM80 154H82V153H80ZM115 154V153H114ZM264 154V153H263ZM15 155V154H14ZM58 155V154H57ZM61 155H62V152H61ZM72 155V154H71ZM70 155V156H71ZM101 155V154H100ZM141 155V156H142ZM187 157H186V156ZM210 155V156H209ZM18 156V155H17ZM16 156V157H17ZM60 156V154L58 155V157ZM68 156V155H67ZM69 156V157H70ZM80 156V155H79ZM78 156V157H79ZM82 156H84V155H82ZM96 156V155H95ZM98 156H99V154H98ZM102 156V155H101ZM140 156V157H141ZM257 156V157H256ZM262 156V155H261ZM85 157V156H84ZM84 157H82V158H84ZM139 157V158H140ZM256 157V158H255ZM19 158V157H18ZM66 158V159H65ZM75 158H77V157H75ZM81 158V157H80ZM86 158V157H85ZM94 158H97V156L96 157H94ZM196 158H199V160H200V162H201V160H202V162L203 163H201V164H204V169L203 168H200L199 166H197V163H196ZM211 158V160H209ZM251 158V159H250ZM32 160V161H31ZM240 160H242V163H241V161ZM253 161V162H255V161H257V162H255V163H252L251 161ZM262 160V161H261ZM16 161V162H15ZM97 161V160H96ZM225 162V163H223V162ZM243 161H244V163H243ZM15 162V163H14ZM83 162V163H82ZM98 162V161H97ZM264 162V161H263ZM95 163V164H94ZM62 164V166L65 168H63V170H66V171H62V168L60 167V165ZM217 164H219L220 166H217ZM257 164H255V165H257ZM263 164V166L262 167H264V163H262ZM118 166V168L117 169H119V170H117L114 166ZM19 166V167H18ZM22 166V165H21ZM260 166V167H261ZM121 167V168H120ZM61 168V169H60ZM258 168V167H257ZM256 168V169H257ZM251 169H253V170H251ZM117 170V171H116ZM257 170H259V168L257 169ZM263 170H264V168L262 169L261 168V170H260V172L262 171L263 172ZM118 172L117 174H116V172ZM122 171V170H121ZM256 171V170H255ZM259 172V171H258ZM259 172V173H260ZM261 172V173H262ZM163 173H161V174H163ZM177 173V174H178ZM254 173V174H253ZM113 174L115 175V176H113ZM222 175V176H221ZM262 175V177H263V173L261 174ZM117 176V177H116ZM258 176V175H257ZM116 177V178H115ZM136 177V178H137ZM118 178V179H117ZM256 178H258V177H256ZM124 179H126V178H124ZM152 180V179H151ZM150 180V181H151ZM264 180V179H263ZM154 181V180H153ZM127 182V183H128ZM152 182V181H151ZM180 182V183H181ZM258 182V183H257ZM261 182H263V181H261ZM131 183V184H130ZM215 183V184H214ZM186 184H188V185H191V186H188L187 187V185ZM74 185H76V187H74ZM135 185H138V186H140L139 188H137ZM186 185V187H184ZM196 185H198V186H196ZM217 187H216V186ZM246 185L248 186V188L246 187ZM263 187H264V183H262L261 184ZM260 185V186H261ZM244 186V187H243ZM77 187H81V188H77ZM246 187V188H245ZM198 189V188H197ZM246 189V190H245ZM258 189V190H257ZM118 190V191H119ZM250 190V192H248V191ZM179 191H181V192H183V193H180ZM200 191V192H199ZM108 192V191H107ZM179 192V193H178ZM219 192V193H218ZM245 192H248V193H250V196H247L248 195V193H245ZM127 193H128V195H127ZM156 193V192H155ZM159 193H161V192H159ZM127 195V196H126ZM159 195V194H158ZM251 195H253V196H251ZM112 196V197H113ZM255 196V198L253 199V197ZM112 197H108V194L106 195H104V196H102L101 198H103V202H101L100 204L99 203H97L96 202V204H99L100 206H108V205H110L111 203H109L108 204V198H111V200H114V199H112ZM159 197V196H158ZM248 197H250V199L252 198L253 200H251L252 201V203H248V201H250V199L248 198ZM106 198L108 199V200H106ZM202 198V199H203ZM93 199H95L96 200V197H94ZM195 199H196V197H195ZM204 199V200H205ZM155 200L153 199V201L152 200H150V201H152V202H155ZM102 201V200H101ZM244 201H246V202H244ZM76 202V203H75ZM95 202V201H94ZM198 202H200V201H198ZM198 202H196L197 204H198ZM243 202H244V204L245 203H247V205H246V207L248 206V204L250 205V207L248 206V208L246 209V210H243L244 208H245V206H244V208H243V206L241 207V206H239V205H237V203H241L242 205H243ZM254 202V203H255ZM258 202V203H259ZM93 203V202H92ZM91 203V204H92ZM151 203V202H150ZM156 203V202H155ZM165 203V202H164ZM166 203V204H167ZM168 203V204H169ZM194 203V201L192 202V204ZM257 203V202H256ZM254 204V205H256L255 207V209H253V210H255L254 211V213H256L257 211H256V209L257 208H262L261 209V211H263L264 209V207L261 205V204H263L264 205V202L263 203H260V205H259V207H258V203L257 204ZM74 204H73V206H74ZM187 204V203H186ZM191 204V203H190ZM201 204V203H200ZM240 204V205H241ZM252 204V205H251ZM63 205H65L66 206V208H67V206L68 205H66V204H64L63 203ZM63 205H62V208H63ZM142 205H146L145 203L144 204H142ZM152 205V204H151ZM154 205V204H153ZM152 205V206H153ZM193 205H195V204H193ZM202 205V204H201ZM200 205V206H201ZM203 205H204V202H203ZM203 205H202V207H203ZM253 205V206H254ZM65 206H64V208H65ZM77 206V205H76ZM79 206V205H78ZM78 206H77V208H78ZM126 206V207H127ZM151 206V210L149 209V207L147 206H145V208L144 209H146V208H148L149 209V211L150 212H148V213H151L152 214V216H153V214H154V212L152 213L151 211H152V207ZM186 206V205H185ZM192 206V205H191ZM125 207V208H126ZM144 207V206H143ZM154 207L155 208H157V207H159V206H155L154 205ZM69 208V207H68ZM71 208V207H70ZM74 208V207H73ZM124 208V209H125ZM141 208V207H140ZM163 208V207H162ZM209 208V207H208ZM208 208H207V210H208ZM242 208V209H241ZM254 208V207H253ZM259 208V209H260ZM24 210V211H28V213L27 212H25L26 213V215H27V217L30 215V214H33V216L32 215H30V216H32V217H28V218H21V217H17V215H19V214H17V215H15V213L16 212H18V210ZM74 209H76V208H74ZM123 209V210H124ZM143 209V208H142ZM159 209H161V207H159L158 208V210ZM165 209V210H164ZM163 210H162V212H163V216H165L166 215V213H165V211H167L166 210V208H164ZM258 209V210H259ZM14 210H17V211H14ZM53 210V209H52ZM78 211H79V209H77ZM84 210V209H83ZM83 210H80V211H83ZM157 209H155V211H156ZM181 210H182V208H181ZM184 210H185V207H184ZM186 210H189V209H186ZM194 210V209H193ZM196 211L195 212H193V214H190L189 215V217H186L188 220H187V222L184 220L185 219V214H189L190 212H187V213H185V212H183L184 213V217L182 216V214L181 215H179V214H176L177 216L179 215V217H177V218H180V221H185V223L186 224H184V226H182V227H185V225H190V223H194V222H192V221H190V219H191V215H194V213H195V215H194V217L195 216H199L200 214L198 213L197 215H196V212H200L201 213V210L199 209V211H197L198 209L196 208L195 209ZM204 210V209H203ZM202 210V215L200 216L201 217V219H203V220H201L200 219V217L198 218V217H196L195 219H197L198 221H199V223L196 221L195 223L197 224H195L196 225V227L198 226V224H201L202 223V227H203V225H204V223H206V222H208V220H210V219H206V218H204V216L203 215H207V213H208V211H205V212H207L206 214H204V211ZM206 210V209H205ZM252 210V209H251ZM41 211V212H40ZM63 211V210H62ZM76 211V210H75ZM75 211H74V213H73V216H76L75 214ZM77 211V212H78ZM78 212V214L80 213V215H82L81 213L82 212ZM122 211V210H121ZM126 212H131L132 210L130 209V211L129 210H125ZM125 211H123V217L126 219V221H127V223H128V219H130L129 217H131L132 218V216H130V215H128ZM136 211H137V209H136ZM135 211V212H136ZM140 211H141V209H140ZM140 211H138V212H140ZM143 211H145V210H143ZM147 211V210H146ZM154 211V210H153ZM190 211V210H189ZM13 212H15V213H13ZM30 212V213H29ZM38 212V211H37ZM61 212V211H60ZM85 211H83V213H84ZM137 212V213H138ZM161 212V213H162ZM168 212H169V210H168ZM167 212V215L171 212H169L168 213ZM213 212V211H212ZM212 212H211V214H210V212H209V214L207 215L208 217L210 216V215H212ZM251 212V211H250ZM72 213V212H71ZM71 213H70V217H71ZM86 213H87V211H86ZM88 213H89V211H88ZM132 213V212H131ZM131 213H129V214H131ZM134 213V212H133ZM156 213H157V211H156ZM258 213V212H257ZM256 213V214H257ZM260 213V212H259ZM263 213H264V211H263ZM262 212H261V214H263ZM29 214V215H28ZM46 214H50V213H46ZM45 214V215H46ZM61 214V213H60ZM143 214V213H142ZM144 214H145V212H144ZM147 214V213H146ZM145 214V215H146ZM159 214H160V211H159ZM158 214V215H159ZM165 214V215H164ZM174 214V213H173ZM250 215L251 217H253V220L255 219V221H253V222H251L250 223V221H251V219H247L248 218V216L247 215ZM251 214H253V215H251ZM41 215V214H40ZM84 215V214H83ZM87 215V214H86ZM90 216H91V214H89ZM93 215V214H92ZM121 215V214H120ZM145 215H143V218H144V216ZM150 215V214H149ZM157 215V214H156ZM156 215H154V216H156ZM157 215V216H158ZM162 215V214H161ZM170 216L172 215L171 213L169 214ZM23 216H25V215H23ZM57 216V215H56ZM59 216V215H58ZM66 216V218H67V216L68 215H65ZM72 216V218H74ZM85 216V215H84ZM88 216V215H87ZM97 215H94V217H96ZM129 216V217H128ZM133 216H134V214H133ZM160 216V215H159ZM173 216V215H172ZM183 217V219L181 220V218ZM187 216V215H186ZM247 216V217H246ZM249 216V217H250ZM4 217V218H3ZM70 217H68L69 218V220H67L65 217V219L68 221V224L66 223L67 221L65 220L64 222L67 224V226L71 223V221L70 220H73V221H75V220H77L78 219V221H80V219L81 218H84V217H82V216H80L81 218L79 219L77 216V218L76 219H71ZM93 217V216H92ZM99 217H100V215H99ZM115 217V216H114ZM121 217V216H120ZM119 217V218H120ZM136 217H138V216H135L134 218H136ZM142 217V215L140 216V218ZM146 217H149V216H146ZM151 217V216H150ZM213 217V215L211 216V218ZM217 217V216H216ZM216 217H213L214 219L216 218ZM58 218V217H57ZM60 218H62V217H60ZM86 218V217H85ZM91 218V217H90ZM116 218H118V216L116 217ZM139 218V217H138ZM153 218V217H152ZM155 218H157V217H155ZM159 218V217H158ZM162 218V217H161ZM164 218H168V216L167 217H164ZM173 218V217H172ZM174 218H176V217H174ZM177 218L175 219V220H177ZM190 218V219H189ZM192 218H193V216H192ZM210 218V217H209ZM211 219L212 221L214 220V219ZM217 218V219H218ZM8 219V220H9ZM41 219H42V217H41ZM87 219V218H86ZM97 219H98V217H97ZM104 219V218H103ZM111 219V218H110ZM112 219H114V218H112ZM145 219V218H144ZM143 219V221H145ZM147 220H148V218H146ZM151 219V218H150ZM195 219L193 220V221H195ZM200 219V220H199ZM40 220V219H39ZM62 220V219H61ZM64 220V219H63ZM82 220V222H83V219H81ZM88 220H89V218H88ZM91 220V219H90ZM93 220V219H92ZM91 220V221H92ZM107 220H108V218H107ZM137 220V219H136ZM142 220V219H141ZM160 220V219H159ZM158 220V221H159ZM165 220V219H164ZM163 220V221H164ZM166 220H169V218L168 219H166ZM192 220V219H191ZM207 220V221H206ZM211 220H210V222H211ZM16 221H17V219H16ZM56 221V220H55ZM54 221V222H55ZM72 221V223L74 224V222ZM76 222V223H80V222ZM94 221V220H93ZM92 221V222H93ZM117 221V220H116ZM116 221H115V223H116ZM139 220H137L136 222H137V224L139 223L138 222ZM153 221V220H152ZM178 221V220H177ZM183 221V222H184ZM60 222V221H59ZM81 222V224H82V226H81V224H80V226L81 227H83V223ZM88 222V221H87ZM108 222V221H107ZM118 222V221H117ZM122 222H124V220L122 221ZM132 222V221H131ZM167 222H169V221H167ZM176 222V221H175ZM174 222V223H175ZM201 222V223H200ZM12 223H14V225L15 226H13V227H15V228H13L12 226H9L10 224ZM21 223V224H22ZM62 223V222H61ZM75 223V225H72L71 227H75L77 224ZM84 223H85V219H84ZM111 223H112V221H111ZM114 223V224H115ZM127 223H126V226H127ZM130 223V222H129ZM147 223V222H146ZM165 224H166V222H164ZM170 223V222H169ZM177 223V222H176ZM262 223V221H259V226L261 225H263L262 227H264V224H261ZM11 224V225H12ZM66 224H64V226L66 225ZM85 224H87V223H85ZM93 224V223H92ZM100 224V223H99ZM104 224H105V222H104ZM104 224H102V226L104 225ZM107 224V223H106ZM109 224V223H108ZM118 224H120V225H122L120 222H118ZM143 224V223H142ZM151 224V223H150ZM159 224H161V223H159ZM178 224H181L180 222H178ZM182 224V225H183ZM193 224V227L195 226ZM209 224V223H208ZM211 224V223H210ZM212 224H213V222H212ZM258 224V223H257ZM5 225V226H4ZM24 225V224H23ZM40 225V224H39ZM38 225V226H39ZM62 225V224H61ZM95 225V223L93 224V226ZM131 224H129V226H130ZM132 225H133V223H132ZM134 225H136V223L134 222ZM164 225V224H163ZM167 225H168V223H167ZM166 225V226H167ZM206 225H207V223H206ZM256 225V224H255ZM77 226H79V225H77ZM76 226V227H77ZM89 226V225H88ZM91 226V225H90ZM137 226V225H136ZM139 226H141V225H139ZM150 226V225H149ZM157 226V225H156ZM175 226V225H174ZM173 226V227H174ZM179 226V225H178ZM177 226V227H178ZM192 225H190V227H191ZM201 226H198L199 228L201 227ZM209 226V225H208ZM207 226V227H208ZM219 226H218V228H219ZM223 226V227H222ZM260 226V227H261ZM9 227H12V228H9ZM22 227V226H21ZM20 227V228H21ZM41 227V226H40ZM61 227V226H60ZM66 227V226H65ZM70 226H69V228H70V230L72 229ZM86 227V226H85ZM97 226H95L94 228H96ZM118 227V226H117ZM128 227V226H127ZM134 227V226H133ZM144 227V226H143ZM168 227H169V225H168ZM176 227V226H175ZM174 227V228H175ZM187 227H189V226H187ZM261 227V228H262ZM23 228V227H22ZM29 228H26V229H29ZM42 228H43V226H42ZM45 228V227H44ZM43 228V229H44ZM84 228V227H83ZM87 228H89V227H87ZM112 228H113V225H112ZM116 228V227H115ZM122 228V227H121ZM124 228H125V225H124ZM136 228V227H135ZM145 228V227H144ZM157 228V227H156ZM165 228V227H164ZM169 228H171V225H170V227ZM168 228V229H169ZM195 228V227H194ZM206 227H204V229H205ZM209 228V227H208ZM209 228V229H210ZM252 228H254V229H252ZM260 228V229H261ZM45 229H48V228H45ZM50 230H51V228H49ZM49 229H48V231L47 232H49V233H51L52 231H49ZM53 229V228H52ZM62 229V228H61ZM66 229V228H65ZM76 229H78L77 231H79V227L78 228H76ZM92 229V228H91ZM118 229H119V227H118ZM130 230H134V228L132 229L131 227L129 228ZM141 229V228H140ZM152 229V228H151ZM167 229V228H166ZM166 229H163L164 231L166 230ZM202 230H203V228H201ZM201 229H200V231H201ZM228 229V230H227ZM259 229V231H263V230H260ZM18 230V229H17ZM20 230V229H19ZM22 230V229H21ZM25 230V229H24ZM57 230V229H56ZM74 230V229H73ZM87 230V229H86ZM89 230V229H88ZM124 231H126V228L125 229H123ZM150 230V229H149ZM162 230V229H161ZM162 230V231H163ZM211 230V229H210ZM218 230V229H217ZM253 230L255 231V233L256 232H258V234H260V237H259V235L258 234H254V232H253ZM23 231V230H22ZM31 231V230H30ZM64 231H66V230H64ZM76 230H74V231H71L72 233L73 232H76L75 234H78V236L80 237V239L82 238L83 240H84V238L86 239V241L88 242V243H86V247L87 246H92L93 244L95 245V244H97V243H94L93 241H90V240H98L99 238H98V236H97V238L96 239H91V236L88 238V236L89 235H82V231H80V232H77ZM94 231V230H93ZM129 231V230H128ZM136 231H137V228H136ZM157 231V230H156ZM203 231H205V233L203 232ZM202 232H201V235L203 234V236L205 237V236H207L206 235V233H209V232H207L206 231V229L205 230H203ZM220 231V230H219ZM222 231L223 230H221V233H222ZM18 232V231H17ZM16 232V233H17ZM32 232H33V230H32ZM57 232H59V231H57ZM89 232H91V231H89ZM119 233H121L120 232V230L118 231ZM181 232V231H180ZM218 232V231H217ZM264 232V231H263ZM27 233V232H26ZM66 233H68V231L66 232ZM94 233H96V234H99L98 233V231L96 232H94ZM94 233H93V235H94ZM118 233V234H119ZM130 233V232H129ZM128 233V234H129ZM133 233V232H132ZM139 233V232H138ZM165 233V232H164ZM168 233H169V231H168ZM177 233H179V231L177 232ZM183 233V232H182ZM189 233H190V231H189ZM188 233V234H189ZM191 233H193L194 234V232H191ZM190 233V234H191ZM1 234V233H0ZM3 234V233H2ZM11 234V233H10ZM29 234V233H28ZM27 234V235H28ZM59 234V233H58ZM63 234H65V232H63ZM89 234V233H88ZM95 234V235H96ZM121 234H123V233H121ZM131 234V233H130ZM129 234V235H130ZM134 234V233H133ZM157 234V233H156ZM162 234H163V232H162ZM174 234V233H173ZM186 234V233H185ZM185 234H184V236H185ZM189 234V235H190ZM196 234V233H195ZM194 234V235H195ZM200 234V233H199ZM205 234V235H204ZM213 234H212V236H213ZM217 234H219V232L217 233ZM14 235H16V234H14ZM22 235V234H21ZM23 235H25L24 234V232H23ZM22 235V236H23ZM72 235V234H71ZM100 235V234H99ZM120 235V234H119ZM160 235V234H159ZM170 235H172V232L170 233ZM189 235H186L187 237L189 236ZM211 235V234H210ZM220 235V234H219ZM223 235V234H222ZM2 236V235H1ZM0 236V238H3V237H1ZM8 236H10V235H8ZM19 236H20V234H19ZM26 236V235H25ZM85 236H87V237H85ZM102 236V235H101ZM100 236V237H101ZM123 236H125V235H123ZM122 236V237H123ZM174 236H176V235H174ZM180 236V234L179 235H177V237H179ZM182 236V235H181ZM180 236V237H181ZM184 237V238H187V237ZM197 236V235H196ZM199 236V235H198ZM212 236L210 237L211 238V241H210V238L207 236V239L209 238V241L211 242H209V244H205L203 247H205L207 250H209L210 251V247H209V245L210 244H214V247H215V244H216V242L214 241V239H212ZM221 236V235H220ZM5 237H7V236H5ZM11 237H13V236H10V238ZM66 237V238H65ZM71 237V236H70ZM70 237H68V238H70ZM117 237V236H116ZM120 237V236H119ZM128 237V236H127ZM131 237H133V236H131ZM170 237H172V236H170ZM183 237V236H182ZM223 237H226V236H223ZM260 238L259 240L258 239H256V238ZM10 238H8V240L10 239ZM25 238V237H24ZM38 238V237H37ZM36 238V239H37ZM78 238V237H77ZM123 238H125V237H123ZM122 238V239H123ZM129 238H130V236H129ZM128 238V239H129ZM183 238V239H184ZM197 239H198V237H196ZM202 238V237H201ZM200 238V239H201ZM81 239V240H82ZM105 239V238H104ZM121 239V238H120ZM135 239H137V238H135ZM174 239V238H173ZM182 239V240H183ZM191 239V241H190V243H191V245H193V244H198V246L199 245H202L200 242L198 243V241L197 240H195V241H193L192 240V237L190 238ZM204 239V238H203ZM205 239H206V237H205ZM205 239L204 240H202L201 239V241L202 242H207L208 240H206L205 241ZM263 239H264V237H263ZM51 240V239H50ZM76 240V239H75ZM103 239H101V241H102ZM117 240H118V238H117ZM127 240V239H126ZM131 240V239H130ZM129 240V241H130ZM133 240V239H132ZM171 240V239H170ZM175 240H177V238L175 239ZM179 240V239H178ZM213 240V241H212ZM15 241H16V239H15ZM44 241V240H43ZM59 241H61V242H59ZM100 241V242H101ZM139 241V240H138ZM144 241V240H143ZM149 241H152V240H149ZM156 241V240H155ZM185 241H188L187 239L185 240ZM200 241V240H199ZM228 241H229V243H228ZM1 242V241H0ZM6 242V241H5ZM10 242V241H9ZM8 242V243H9ZM12 242V241H11ZM53 242V241H52ZM76 242V241H75ZM106 242V241H105ZM119 242H122V241H119ZM133 242V241H132ZM157 242H159V241H157ZM160 242H162L161 240H160ZM172 242V241H171ZM174 242V241H173ZM175 242H177V241H175ZM180 242H181V239H180ZM180 242H178V243H180ZM213 242V243H212ZM13 243V242H12ZM19 243V242H18ZM41 243V242H40ZM122 243H124V242H122ZM126 243V242H125ZM140 243V242H139ZM149 243V242H148ZM147 243V244H148ZM166 243V242H165ZM168 244H169V242H167ZM187 243V242H186ZM188 243H189V241H188ZM189 243V244H190ZM220 243H217V244H220ZM4 244V243H3ZM2 243H0V246H2L3 245ZM15 244H16V242H15ZM38 244H39V242H38ZM62 244H60L61 246H62ZM83 244H84V242H83ZM127 244V243H126ZM133 244H135V242L133 243ZM142 244V243H141ZM146 244V245H147ZM164 244V243H163ZM171 244V243H170ZM172 244H176V243H172ZM172 244L170 245L171 247H172V252H170V253H173V251H174V249H173V246H172ZM182 244V243H181ZM180 244V245H181ZM185 244V243H184ZM189 244H188V246H189ZM195 244V245H196ZM204 244V243H203ZM221 244V245H222ZM5 245V244H4ZM23 245V244H22ZM43 245H44V243H43ZM48 245V244H47ZM52 245V244H51ZM56 245V244H55ZM118 245H120L119 243H118ZM128 245V244H127ZM126 245V246H127ZM132 247H136L137 245H139L138 243H137V245L136 246H134V245H132V244H130ZM129 245V246H130ZM143 245V244H142ZM149 245V244H148ZM147 245V246H148ZM150 245H152V244H150ZM177 245V244H176ZM193 246V247H196V246ZM207 245V246H206ZM224 245H222V246H224ZM227 245V246H228ZM232 245H229V247H232ZM6 246V245H5ZM13 245H11V243H9V246H6L8 249H10L11 247H12ZM33 246V245H32ZM58 246V245H57ZM63 246H65V245H63ZM84 245H78L77 247V249H79V251H80V248H82ZM98 246H100V245H98ZM111 246V245H110ZM130 246V248H132ZM144 246V245H143ZM158 246V245H157ZM169 246V245H168ZM211 246V245H210ZM220 246V245H219ZM221 246V247H222ZM4 248L5 250L7 249V248ZM10 247V248H9ZM14 247V246H13ZM12 247V248H13ZM17 248L19 247V246H16ZM16 247H14V249H10L11 250V252L14 250L15 251V248ZM26 247V246H25ZM29 247V246H28ZM35 247V246H34ZM37 247V250L39 249L38 248V246H36ZM40 247V246H39ZM45 247V246H44ZM48 247H49V245H48ZM85 247V246H84ZM140 248H141V246H139ZM150 247H152V246H150ZM154 247V246H153ZM156 247V246H155ZM163 248V246H158V248H159V251L160 252H162L161 250H160V248ZM178 247V246H177ZM180 247V246H179ZM178 247V248H179ZM182 247L183 246H181V249H182ZM184 247H186V246H184ZM192 247V246H191ZM191 247H190V250H192L191 249ZM202 247V246H201ZM202 247V248H203ZM234 247H233V249H234ZM1 248H3V247H1ZM16 248V249H17ZM31 248V247H30ZM33 248V247H32ZM50 248V247H49ZM52 248V247H51ZM55 248V247H54ZM92 248H94V246L92 247ZM107 248V252H109V251H111L113 254H116V255H118V257H120V259H125V260H131V262L133 261L134 263H136V262H141V264H142V262L143 263H148V264H151V263H154V264H167V263H169V264H193V259H194V257L196 256V255H194V256H192L191 255V253H190V251L188 252V254L187 255H189V253H190V255L192 256L191 258H192V260L190 261V263H187L189 260L188 259H190V257L188 258L185 254H186V251H185V254L182 252V254H184L183 256H186V257H183V256H181V258L183 257V258H186L185 260H188V261H184V263L183 262H181L182 261V259H174V261H173V259H171V260H169L168 259V257L170 256V255H167V258L166 257H164V255L162 254V256H160L159 254H160V252L158 251V249L156 250V251H158V253L159 254H151V251L149 252L150 253V255L148 256V257H146V256H144V254H143V256H141L140 254L138 255L137 253H135V254H132L131 255V252H130V248L128 249L129 251H123V249H124V247H122V245H121V247L120 248H122V251H121V249L120 248H118V249H120V250H115V249H112V248H110L109 246H105V249ZM138 248V247H137ZM146 248V247H145ZM165 248H170V247H165ZM197 248V247H196ZM201 248V249H202ZM205 248H204V250H205ZM220 248V247H219ZM224 248H225V246H224ZM227 248V247H226ZM42 249H44V248H42ZM63 249V247L61 248V250ZM65 249V248H64ZM75 249H76V247H75ZM74 249V250H75ZM89 249V248H88ZM104 249V250H105ZM134 249V248H133ZM139 249V248H138ZM138 249H136V251H139ZM171 249V248H170ZM170 249H168V250H170ZM177 249V248H176ZM175 249V251H177ZM189 249V248H188ZM193 249H195V248H193ZM215 249V248H214ZM217 249V248H216ZM215 249V250H216ZM238 249V250H237ZM2 250V249H1ZM4 250V251H5ZM32 250H34V249H32ZM35 250H36V248H35ZM34 250V251H35ZM41 250V249H40ZM50 249H48L47 251H49ZM53 249H51V251H52ZM60 250V249H59ZM61 250H60V252H61ZM67 249H65L64 251H66ZM87 250V249H86ZM124 250H126V248L124 249ZM149 250V249H148ZM151 250V249H150ZM164 250H166V249H163V251ZM183 250H185V249H183ZM196 250V249H195ZM200 249H198V251H199ZM3 251V252H4ZM17 251H19L18 249H17ZM16 251V252H17ZM24 251V250H23ZM22 251V253H24ZM72 251V250H71ZM71 251H69V252H71ZM133 251H135V250H133ZM171 251V250H170ZM194 251V250H193ZM214 252V250L213 249H211V252ZM223 251L225 252V254L226 255H229V253L231 252L230 251V249H228L227 250V253H226V251H225V249H223ZM229 251V252H228ZM8 252V251H7ZM10 252V253H11ZM15 252V253H16ZM27 252H29V251H27ZM32 252V251H31ZM30 252V253H31ZM45 252H46V250H45ZM56 252V251H55ZM59 252V253H60ZM69 252H68V254H69ZM93 252V251H92ZM106 252V251H105ZM106 252V253H107ZM130 252V253H129ZM141 252V251H140ZM143 252V251H142ZM145 252V251H144ZM166 252V253H165ZM169 251H164L163 253H165V255L168 253ZM181 252H177L178 254H180ZM195 252V251H194ZM200 252H201V250H200ZM204 252V251H203ZM218 252V251H217ZM44 253V252H43ZM49 253V255H50V252H48ZM47 253V254H48ZM57 253V252H56ZM55 253V255L57 256V254ZM93 253H95V251L93 252ZM147 253V252H146ZM153 253V252H152ZM155 253V252H154ZM157 253V252H156ZM197 253V252H196ZM215 253V252H214ZM219 253H220V251L217 253L218 255H219ZM237 253V252H236ZM2 254V253H1ZM9 254V253H8ZM18 253H16V255H17ZM26 254V253H25ZM33 254H34V252H33ZM39 254V253H38ZM53 254V253H52ZM51 254V255H52ZM62 254V253H61ZM111 254V253H110ZM142 254V253H141ZM148 254V253H147ZM177 254V255H178ZM200 254V253H199ZM199 254H198V257H199ZM225 254H224V256H225ZM27 255H28V253H27ZM42 255V254H41ZM41 255H40V258H41ZM44 255H46V254H44ZM54 255V256H55ZM66 255V254H65ZM101 255V254H100ZM103 255V254H102ZM146 255V254H145ZM172 255V254H171ZM173 255L175 256V254L173 253ZM189 255V256H190ZM200 255H203V253L202 254H200ZM222 255V254H221ZM233 255H232V257H233ZM3 256V255H2ZM10 256V255H9ZM43 256V255H42ZM48 256V255H47ZM54 256H53V258H54ZM96 255H94L93 257H95ZM111 256V255H110ZM206 256V255H205ZM210 256V255H209ZM223 256V255H222ZM235 256V255H234ZM7 257L8 256H6V258L5 259H7ZM35 257H37V256H35ZM38 257H39V255H38ZM38 257L36 258V259H38ZM58 257H60V256H58ZM90 257V256H89ZM98 257H99V255H98ZM101 257V256H100ZM99 257V258H100ZM103 257V256H102ZM101 257V258H102ZM112 257V256H111ZM180 257V256H179ZM200 257H202V259H203V257L204 256H200ZM214 257H216V256H214ZM221 257V256H220ZM231 257V256H230ZM237 257V256H236ZM1 258V257H0ZM2 258H4V257H2ZM50 258H51V256H50ZM96 258V257H95ZM108 258V257H107ZM106 258V259H107ZM115 258V257H114ZM188 258V259H187ZM210 258V257H209ZM223 257H221V259H222ZM13 258H11V260H12ZM43 260L44 259H49V258H42ZM57 259V258H56ZM105 259V260H106ZM195 259H197V257L195 258ZM201 259V258H200ZM211 259H212V257H211ZM4 260V259H3ZM8 260H9V258H8ZM39 260V259H38ZM43 260H41V261H43ZM94 259H92V261H93ZM96 260V259H95ZM117 260V259H116ZM115 260V261H116ZM198 260V261H197ZM197 260H194V261H196V262H207V263H209V260L207 261V260H202V261H200L199 259H197ZM214 261H215V258L213 259ZM217 260H218V258H217ZM40 261V260H39ZM104 261V260H103ZM102 261V262H103ZM111 261V260H110ZM220 262L219 263H221V261L222 260H219ZM4 262V261H3ZM98 262V261H97ZM99 262H101V261H99ZM108 262V261H107ZM106 262V263H107ZM126 262V261H125ZM125 262H124V264H125ZM132 262V263H133ZM172 262V263H171ZM195 262V263H196ZM1 263V262H0ZM6 263V262H5ZM12 263H13V261H12ZM104 263V262H103ZM105 263V264H106ZM112 263H114V261L112 262ZM130 263V262H129ZM194 263V264H195ZM215 263H216V261H215ZM218 263V264H219ZM4 264V263H3ZM8 264V263H7ZM138 264V263H137ZM202 264V263H201ZM206 264V263H205ZM211 264H213V262L211 261ZM217 264V263H216ZM223 264V263H222Z\"/></svg>",
  "mask_w": 264,
  "mask_h": 264
}]
</instances>
